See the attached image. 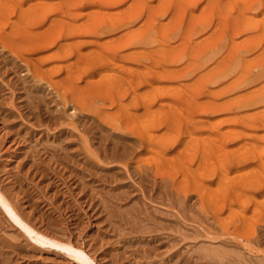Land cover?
<instances>
[{"label":"rangeland","instance_id":"1","mask_svg":"<svg viewBox=\"0 0 264 264\" xmlns=\"http://www.w3.org/2000/svg\"><path fill=\"white\" fill-rule=\"evenodd\" d=\"M26 1L29 4V6H27V8L29 7V9H27L26 14L28 13V11L30 12L31 8L33 9V7H34V9H35V11L31 10L32 12L34 11V13L30 12V14L28 13V15H26L28 18L25 16V14H24V16H23V14L22 15L20 14L19 15L20 18H19L18 13L17 14L16 13H10V16L12 15L10 21H12V19H13V21L11 22L12 25H14V23H15V26H17V27L19 26V29H17V27H15L14 30L12 29L13 31L11 34H13V32L16 30L17 33H16V31L14 33L19 34V36L21 38H23V36H24V35H22V33L25 34V31H27V29H30V30H33L36 28L39 29V28H41V25L43 26V28L46 27L47 28L46 30H48V27L52 28L53 22L56 20L53 18L54 17L56 18L57 17L56 14L59 13V11L55 10L54 6H53L54 7L53 9L55 11L53 9L52 10L54 13L55 12H57V13L54 14L53 12H50V11H52V10H50V7L53 4H55V6H58V5H59V7L61 6V8L57 7L56 9H59V10L63 9L62 12H64V10H67L69 13V10H70V11H72V14H73V12L76 11L77 15H76V18L74 19L73 16H75V13H74V15H72L73 18L72 17L69 18V16H71V14H70L71 12L69 13L70 15L68 14L69 16L66 13L67 11H65V13L60 12L63 15L61 17H59L60 14H57L59 19H61V20H59L57 17V20L55 21V23L56 22L60 23L59 24V27H60L62 24L61 21L64 19V22H65V20L67 19L65 24H64V22H63V24H64V27L68 26V28H63V30L65 29L64 30L65 32L62 33V36L63 35H65V36L67 35V36L66 37L61 36L60 38L62 40H60V38H59L56 41L57 43L56 42L53 43V41H55V39H52L53 37H56L57 33L55 35H54V33L57 30L55 28H52L54 30V32H53L50 29L53 33L50 30L46 31L47 33L51 32L53 37H50V41H52V40L53 41L51 43L49 42L50 45H48V49L46 51L42 52V56H45L44 61H43V66H46L44 68L47 71L51 70L52 68L53 69L51 70L52 72L49 71L50 72V74L48 73L49 76L46 74L47 72L45 70L46 73L43 72L42 76L38 77L39 80L36 79L37 75H34V74H36L34 72V67H33V70L31 68L32 66L29 67V69H27L28 66H26V64L24 62L22 63V60L20 58H18V55H20V52H22L25 45H22L20 47L18 44L17 48L19 46L20 49H16L15 48L16 42L14 40H12V38L14 39L15 37H17L16 34H15V36H14V34L11 35V38H10L9 37V28L2 30L3 28L1 26H3V19L0 20V22L2 23L0 26V37H1V35H4L5 38L3 37V39H4L3 41H5V39L8 38L7 42L9 45H11V46L7 47L9 49L4 48V47H6V45L1 46V45H3V43H1L3 41L0 39L1 40V42H0V44H1L0 45L1 46L0 47V53H1L0 54L1 55L0 56V72H1L0 73V96H1L0 97V187L2 188V186H4L2 188L3 190L0 188V192H2L1 194L4 195V197H7L8 200L10 199L9 200L10 203L14 206V208L16 210L18 209V212L20 214H22V217L24 216L23 218L25 219V221H27V223L31 224L36 229L43 231V232L45 231V233L49 234V236L55 237L56 239H59L62 241H71L75 245V247L77 246V247L83 248L91 256L90 258L94 259V262H96V264H105L109 258H111V260L109 259L106 264H138V262H139V264H147L149 260H152L153 262L150 261L148 264H150L151 262H152L151 264H155V263L156 264H169V263L170 264H217V263L218 264H264V151H263V149H264V137H263L264 136V124H263L264 123V103H263L264 99H262V97H264V96H262L264 94V93L262 94L264 89L260 90L261 87L264 88V86H263L264 85V76H263V74H264V66H263L264 65V63H263L264 62V50H263L264 49V0H137V1L131 0V2H133V3H131L133 5V8H134V6H138V8H140V10L137 8L138 13H137V10L131 11L132 5H130V2H129L128 3L130 5L129 6L126 2V1H130V0H118V2H121V1H123V2H121L119 4L114 3V6L113 5L110 6L111 4H113L111 2H110L111 4L107 3L109 5V7L107 4H106L107 6L104 4V2H103L104 0L101 1L103 3H102V5L99 4L100 6L97 5L96 3L90 4L92 7L89 6V2H87V0L86 1L85 0H80V1L76 0L77 2L74 0H71V2L73 1L72 3L76 2V5L77 4L82 5V6L77 5L78 7L76 6L78 10L77 9L74 10L75 5L72 6V3L70 2V0H66V2L68 1L69 3L68 2L67 3L69 5L71 3L70 7L72 6L73 9L72 8L68 9V8H70V7H68L69 5H63V4H65V1H63V0H60V1L54 0V1H57L59 4H57V2L53 3L54 2L53 0H46V1L44 0L45 2L43 0L40 2H37L35 0H26ZM61 1H63L64 3H62ZM94 1H96V0H93V2ZM106 1L109 2L110 0H106ZM111 1L116 2L117 0H111ZM33 2H36L37 4H39V7L41 5L40 3H42V5H41L42 7H40V10H39V7L37 6V4L36 3L34 4ZM97 2H100V1H97ZM27 3L25 5H28ZM32 5H33V7H32ZM62 6H63V8H62ZM87 6H89V7H87ZM124 6L128 10L125 9L123 12L122 10L124 9ZM0 7H1V2H0ZM64 7H67V9H65ZM79 7H80L83 14L79 13V12H81ZM100 7L103 10H104V8H106L107 11H105L106 9L104 10L106 13H108L109 11L112 12V13L109 12V14H108V15H110V13H111L114 15V17H113V15L110 16V17H112L111 19L115 18L116 20H119L121 16L123 18L126 15L124 18V24L126 23L125 26L123 24V26L120 27V29L118 27L115 30L113 29L114 31L111 30V32L113 34L109 31H108L109 32L108 33L105 30H102V33H103V31H104V33L100 34L99 33V32H101L100 28L103 27V23H102V21L99 22V20L101 18L99 16H102L101 19H103L104 22H106L105 19H107V21L110 20V17L108 15L107 16L109 17V19L107 16L105 17L106 13L104 15L103 11H100L101 10ZM110 7L114 8V9H111ZM147 7H149V9L151 7L150 11ZM96 8L97 9L99 8L100 10L99 9L97 10ZM120 8L122 10H120ZM90 9L96 10V11L93 10L94 12H91L92 14L93 13L95 14L96 12H101L103 14L102 15L100 13V15L98 14L99 16L95 15V17H97V18L99 17V20L97 21V19H96L97 22L95 21V24H92L95 26V29L93 28L94 29L93 32H91L93 29L90 31L89 28H92L94 26L88 25V23L93 22V20H92L93 18L95 20L94 14L92 15L91 13H89ZM37 10L40 11L39 12L40 17L36 16L37 18H35V20L37 19L41 24L38 21L35 22V20L33 18ZM48 10H50V11H48ZM113 10H115L116 12L113 13ZM77 11H79V12H77ZM117 11H121V13L123 12L122 15L119 12H118L119 13L118 14ZM48 12H50V14H47ZM84 12H86V13H84ZM87 12H88V14H87ZM52 13L55 16H53ZM116 13L119 16L118 17L119 19H117L116 15H115ZM130 13H131V15H130ZM132 13H134V14L137 13V14H139V17L141 16L140 18H138L133 23L131 21V19H132L131 17L134 14H132ZM31 14L33 15V17ZM37 14H38V12L36 13V15ZM64 14H65V16H64ZM79 14H80V17L82 16L81 17L82 19H85V21H88L89 19H91V21H88L86 23L87 24L86 27L89 29V33H88V31H87V33H86V31H84V33H83V29L85 28V26H84L85 21H83L81 18L77 17ZM123 14H125V15L123 16ZM128 14H129V16H127ZM14 15H17L18 17L17 16L16 17L18 19H14V18H16ZM88 15H91L93 18L91 16H88ZM83 16H84V18H83ZM45 17L47 18V20L45 19ZM49 17H52V18L49 19ZM127 17L131 18V19L127 20ZM71 18L74 19L75 22L72 21ZM22 19H24V21ZM40 19L41 20L43 19V21L41 22ZM86 19H88V20H86ZM27 20L29 22L30 21L32 22V20H34V23L37 25L36 26H35V24H33V26L27 25ZM68 20L72 21L74 23H71ZM125 20H127V22H125ZM138 20H139V22H138ZM49 21L52 22V26H50L51 23H49ZM82 21H83V24L81 23ZM120 21H121V19H120ZM68 22L71 23V25L73 24V26L70 27L69 26L70 24H68ZM16 23H19V24L16 25ZM24 23H26V26H28V27L23 26L24 27L23 28L22 25ZM38 23H39L40 27H38L39 26ZM96 23H98L99 25L98 24L96 25ZM127 23H129V24H127ZM63 24H62V27H63ZM77 24H79V26ZM148 24H150L149 25L150 28L149 27L147 28ZM55 25H54V27H55ZM75 25H77L78 27H81L82 25L84 26V27L82 26L83 29L80 30V32L82 31L81 34L83 33L84 35L79 34V32H78L79 28H77V27L76 28L78 31H76V28L74 27ZM100 25H101V27H100ZM151 25H154V27H151ZM216 25H217V27H216ZM56 26L58 27V25H56ZM136 26H139L140 31H143V32L140 33V31H139V33H138L137 31L139 29ZM205 26H207V27L205 28ZM62 27H60V28L62 29ZM72 27H74V29ZM128 27H129V31H127ZM135 27H136V30L134 29ZM123 28H125V29H123ZM132 28L136 31V33H138V34L143 33V35L140 37H138L139 35L136 33L134 35L135 31L133 32ZM146 28L149 29V31H147ZM174 28H175V30H174ZM38 29H36V30H38ZM67 29H69L68 33H71V32L74 33L71 35H74L75 37L71 36V35L69 36L68 33L66 32ZM88 29H84V30H88ZM130 29H132V30H130ZM202 29H204V30H202ZM20 30H21V32L23 30V32L21 34L19 32ZM36 30H33V32L35 33ZM63 30H61V31H63ZM70 30H71V32H70ZM5 31H7L8 33ZM61 31H58V32L61 33ZM74 31H76V32H74ZM131 31L133 33H130ZM146 31H147V33H145ZM184 31H185V37H184ZM2 32L6 33V34H3ZM115 32L116 33L118 32V34H120V35L118 37H116L118 34H116ZM123 33H124V35H123ZM181 33H182V35H181ZM128 34L129 35L133 34L132 37H134V36L136 37L138 35L137 36L138 39L135 38L137 40H134L135 41L134 42L133 38H129L131 35L129 36ZM5 35H7L8 37L6 38ZM48 35L49 34H47V37H48V39L46 40L47 42L49 41ZM52 35H50V36H52ZM76 35L78 37L81 36V37H79L81 39H82V37L85 38L86 41H87V39H90V37H92V39H93V40L91 39L92 44L90 43V40H89V41H87L89 43L85 42V44L80 43V45L79 44L65 45V43L67 44L68 42L72 41V39H74V40L78 39ZM68 36H69V38H68ZM93 36H96V37H93ZM97 36H98V38H97ZM112 36H114V37H112ZM120 36H121V38H120ZM109 37L110 38L112 37L114 39H112V38L109 39ZM9 38L12 41L10 40V42H9ZM95 38H96V40L98 39V43H97V46H99L98 48L96 46L97 41L95 40ZM182 38L186 39V40H184L185 42L183 41ZM69 39H70V41H69ZM85 39H82V40H85ZM78 40H80V39H78ZM103 40H105V41L103 42ZM126 40L128 43L126 42ZM129 40H131V42H133V43H130ZM61 41H62V43H59ZM65 41H67V42H65ZM136 41H138L139 44H137V45L135 44V46H133L131 48L132 44L134 45V43H136ZM249 41H250V43H249ZM93 42H95V43H93ZM99 42H101V43H99ZM123 42H126L127 45L130 44V46H127L126 44H124V47H123ZM49 43H47V44H49ZM5 44H7L6 41H5ZM54 44L56 47L59 48L60 51L59 50L57 51L58 48H56L54 46ZM62 44H64V45H62ZM195 44H196V46H193ZM77 45H79V46H77ZM121 45L123 48L121 47ZM197 45H200V46H197ZM12 46H14V47H12ZM50 46H51V48H50ZM62 46L63 47L66 46L67 51L70 50V52H68L67 55L61 54V53L64 54V50L66 51V48H63ZM74 46L76 49L74 48ZM86 46L89 48L88 52H91V55H90V53L88 54V52L86 51V49L88 50V48ZM93 46H95V47H93ZM61 47L63 49H61ZM84 47H86V48H84ZM116 47L117 48L121 47L122 49L119 48L120 49L119 50V49H116ZM125 47H126V49H125ZM137 47L141 51H139V50L136 51ZM194 47H197V48L199 47L200 49H196ZM13 48L16 49V52L13 50ZM90 48H91V50H90ZM127 48H129V50L134 49L135 52L132 51L134 53V55L131 51L130 52L126 51V50H128ZM190 48L193 49V52H192V49H190ZM50 49H54L52 51L56 50L54 56L48 55L51 53ZM95 49L97 51H100V52L96 51V53H95ZM109 49L110 50L112 49V51H109L110 53L109 52L107 53L106 51ZM195 49L197 51L200 50L199 53ZM24 50H25V48H24ZM24 50H23L22 54L25 52ZM83 50L86 51L88 57L90 56L89 58L87 57L89 59L87 61L88 62L90 61L89 64L92 63V65L89 66L88 62L84 59V62H86L87 64H83L84 63L83 62V63H81V65H84L85 68L87 66V68L85 69V72L82 71V73H80L82 70L81 68H83V66H81V65L77 66L79 64V60H80V62H82L83 57L87 56ZM117 50H119V52L121 53V56L117 55L115 58H113L115 60L114 61V60H112V57L115 56L114 55L115 53H112V52L117 51ZM201 50H202V53H204V54L200 53ZM3 51H4V53H3ZM9 51H10V53H9ZM48 51H50V52H48ZM67 51L65 53H67ZM71 51H72V53H71ZM245 51L249 52V53H246ZM18 52H19V54H18ZM58 52H61V53H58ZM92 52L98 56L100 55L99 56V58H101L100 63H98L100 59H98V62H96V59L98 58V56L95 55V57H93L94 55ZM103 52L104 53L106 52V53L104 54ZM126 52L127 53L129 52L132 54L130 55L129 53L127 54ZM14 53H15V55H14ZM56 53H57L60 60L56 57L57 56ZM80 53L82 54L81 55L82 57L79 55ZM138 53H139V55H137ZM196 53H197V56H196ZM235 53H238V54H235ZM74 54H76L75 57H74ZM102 54L104 56L105 61L102 60L103 59ZM107 54H108V56H107ZM109 54H110V56L113 54L112 57H109ZM135 54L137 55L136 58H135ZM200 54H201L202 58L206 54H207L208 58H211L210 61H208V60H207L208 62L205 61V62H207L208 65L205 63H204L205 65H203V63H202L206 59L207 56L204 57V60H201L202 58L201 59L198 58L200 56ZM253 54H255V55H253ZM9 55H11V56H9ZM72 55L76 60L78 58H79V60L75 62L74 61L75 59H74L72 61V59H73ZM128 55H130V57H128ZM194 55L198 59L197 58L193 59ZM211 55H214V56H211ZM236 55H237V57L234 58L233 56H236ZM250 55H252V56H250ZM28 56H29V54H28ZM76 56H80L81 58L80 57L76 58ZM48 57H50V59H48ZM52 57H53V59H52ZM106 57H107V59H106ZM117 57H119V59ZM121 57H125V59L121 58ZM224 57L226 59L229 58V60L230 59L231 60L230 61H227L228 59L222 60L223 63L227 62L230 65V63L233 62V64H231V66L233 65L232 66L233 69L230 68L231 66L230 67H229V65L227 66L228 68H230L231 71L228 68H227V71H225L226 69L224 70L226 65L222 69V66H224V64H221L222 66L220 67V61H221L220 59H222ZM62 58H64L65 62L63 61ZM84 58H86V57H84ZM93 58H94V62L96 64L91 62L93 60ZM129 58H132V59L130 60ZM19 59H20V61H19ZM69 59H70V62L72 61L73 64L69 62ZM139 59H140V61H139ZM189 59H191V60H189ZM45 60H46V62H45ZM53 60H55V61H53ZM106 60H108V61H106ZM117 60H120V61H117ZM133 60H135V62ZM196 60H199V63ZM200 60H201L202 66H201ZM127 61L131 65L128 64ZM213 61H214V63H213ZM2 62L4 63L3 65H2ZM16 62L18 64L19 63L20 64L18 65V64H16ZM67 62H69V63H67ZM121 62H122V64H121ZM195 62H196V65H197V63L199 64L198 68H200V66L202 68L196 69ZM14 63L16 64L15 66H13ZM50 63H52V64H50ZM74 63L76 64L77 67L75 66ZM103 63H104V65H102ZM118 63H119V65H118ZM216 63H218V64H216ZM9 64L12 66H9ZM54 64H56V65L54 66ZM67 64H69V67H70V64H71V66L73 65L74 67H76V70L73 66H72L73 69L72 68L70 69ZM94 64L96 65L95 67H94ZM105 64H106V67H104ZM115 64L118 66H116ZM193 64L195 65V67L192 66ZM214 64H216V65H214ZM51 65H53V67ZM65 65L69 69H67ZM17 66H18V68H17ZM21 66H23V67H21ZM47 66L49 67V69H47L48 68ZM120 66H122V67H120ZM129 66H131V67H129ZM134 66H136V67L134 68ZM163 66L165 68L168 67L167 71L169 68L172 70L177 69L176 70L177 73L174 72L175 70L173 71L174 73L171 72L172 70L166 72V69L163 68ZM206 66L207 67L209 66V67L207 68ZM213 66H217L216 69ZM7 67H9L8 70H6ZM50 67H51V69H50ZM119 67L122 68L123 70L120 69ZM211 67L213 69H210ZM13 68L14 69L16 68V69L14 70ZM88 68H90V69L87 70ZM132 68H134V69H132ZM30 69H31V71H28ZM65 69L70 73V76H69V73ZM135 69L138 71H136ZM160 69H161V71H160ZM178 69H181V70L179 71ZM86 70L88 72L87 74H86ZM129 70H130V72H127ZM139 70H141L140 72H142V74H140ZM158 70L160 71V73ZM194 70H195V74H193ZM205 70L208 71V73L217 71L216 74L218 73V71H219V73L221 71V73H223V74L225 72V74L228 77L225 74L223 76L220 73L222 75L221 76L222 79H219L220 76L218 78V76L217 77L214 76L215 74L210 73L211 78L214 76V80L211 79L212 80L211 81L209 78V82H208L207 80H205V78H207V77H205V73L207 74V72H205ZM72 71L73 72L76 71V72L71 74ZM77 71H80V72H77ZM102 71H104V74L106 75L107 78H105L103 76ZM121 71L122 72L124 71V73H125L124 77L122 76L123 74ZM162 71L163 72L165 71L164 73L167 75V77H171V79L169 78L170 81L165 78L166 75L163 74ZM178 71L181 73V75L183 72L187 71V72H185V73H188V74H185L186 78H181L182 76L184 77V73L181 77L178 76V75H180V73ZM189 71L192 73H190ZM6 72H7V74H6ZM55 72H59V73L57 74ZM131 72L132 73L134 72V74H130ZM146 72H148L147 73L148 75L146 74ZM150 72L151 73L154 72V74L156 73L157 74L156 76H158V77H156V76L154 77V74H152V76H151ZM52 73H55L56 75L55 74L53 75ZM77 73L81 74L80 75L81 78L78 77L79 74H77ZM149 73H150V75H149ZM170 73H172V74H170ZM62 74H63V76H62ZM65 74H66V76H65ZM74 74H76L77 78H79L80 80L77 79L75 77L76 75H74ZM88 74H90V76ZM119 74H121L120 78H122V79L119 78V76H118ZM126 74H128V78L125 77V76H127ZM189 74H190V76H189ZM203 74H204L205 78L203 77ZM210 74H209V76H210ZM220 74H217V75H220ZM57 75L58 76L60 75V77H58ZM67 75L69 78L67 77ZM97 75H98V77H97ZM138 75H139V77H138ZM159 75H160V77L161 76H163V77L160 78ZM176 75L178 76V78H176ZM91 76H93V77H91ZM99 76L101 78L99 79V82L97 83L94 80L99 78ZM114 76H117L118 79L113 78L114 81H111L112 80L111 78ZM131 76L133 77L132 80H134V78H135L134 82H132L130 80L132 78ZM146 76H148V77H146ZM206 76H208V75H206ZM225 76H226V79L224 78ZM259 76H261V77H259ZM74 77H75V79H74ZM89 77H90V79H92V78L93 79L89 80ZM137 77H138V81L142 79V81L144 80V82H142V81L138 82L136 80ZM153 77L156 79H153ZM198 77H200V78H198ZM215 77H216V79H215ZM41 78H42V80H41ZM52 78L53 79L55 78V79L52 80ZM72 78L74 79L73 82L71 81ZM149 78H151V79H149ZM157 78H158V80H157ZM245 78L247 80H249V83L251 82V84L247 83L248 86L247 85L244 86L246 84L245 81H247ZM250 78L253 81V83H252V81H250ZM59 79L63 82L66 80V82H64V84H63L64 86L62 85V82L59 81ZM84 79H87V80H84ZM101 79L103 80V82ZM126 79L128 81L130 80L129 84L126 81ZM148 79H149V82L151 80L150 83H148ZM152 79L154 80L153 82H152ZM32 80L35 84L32 82ZM50 80H52V81H50ZM55 80H56V83L54 82ZM83 80L88 82V83L84 84L85 82ZM88 80L91 82L89 83ZM116 80L118 82H116ZM124 80L127 84H125ZM224 80L226 82L228 81V86H226L227 83ZM39 81L41 83H39ZM47 81L49 82L48 85L50 86L48 88H47V86H48ZM69 81L71 82L70 83L71 85H69ZM77 81H80V82H77ZM92 81H94L95 83H92ZM106 81H109L110 83L109 82L107 83ZM136 81H137V83H142V84L141 85L137 84ZM155 81H157V82L159 81V82L156 83ZM165 81H168V82H165ZM219 81H221L223 84L224 83H226V84L221 85V82H219ZM10 82H11V85H10ZM52 82H54V84H52ZM111 82H112V85L114 87H112ZM114 82L116 83L115 85L113 84ZM131 82H132V84H130ZM232 82H233V85H235L238 82L237 83L238 85L235 87H238L239 89L233 87ZM67 83L70 86V90H68L69 86H67V88H66ZM72 83L74 85L77 84L76 87L73 86ZM102 83L105 86L107 84H110L111 86L107 85L106 86L107 88H102L104 86ZM122 83H123V86H122ZM133 83L136 84L135 86H137V87H135ZM147 83H148V85H144ZM216 83H217V85H216ZM230 83L232 85L233 90L234 89L239 90V91L235 90L236 93H239V92L244 93V90H246V92L244 94H247V95L243 94V96H245L247 98V100L245 97L242 98L243 96L240 97L239 99H236L237 97H239V95L235 94L234 91L231 92L232 89L229 90L231 87L229 89L223 87V86H226V87L231 86V85H229ZM259 83H260V85H259L260 87H258ZM99 84H102V86H100ZM157 84H159V86ZM219 84H220V86H218ZM55 85H57L59 88H57V86H55ZM120 85H121V87H120ZM129 85L130 86L133 85V87H135V88H132ZM168 85L170 88L168 87ZM205 85H207V86H205ZM242 85H243V88H240V87H242ZM71 86L74 87V88L72 87L74 90L71 89ZM95 86H97V87L94 88ZM98 86L100 89V92H99L100 94L97 92V90H99ZM162 86L165 88H163ZM200 86H203L204 89L201 90ZM216 86H218V88H220L222 86L223 89H225V91H226V89L228 91H226L225 93L223 92L221 94V92H219L220 90ZM252 86H253V88H252ZM27 87H29L28 90H27ZM64 87H65V89H64ZM87 87H89L90 89ZM100 87L102 88V90ZM205 87H207V88H205ZM40 88L42 89L41 92H40ZM75 88H77L76 90L81 89V90H79V93L81 94V96L79 97L80 99H78V103H77V101L72 102V99L74 97L71 98L69 96V99H68L69 94L71 95L73 92H74L73 95L78 94V93H76L77 91H75ZM130 88H132V89H130ZM171 88H172V90H171ZM215 88L218 90V92L216 91ZM104 89L106 91H104ZM162 89H164V90L161 92ZM165 89H167V91ZM248 89L251 90L253 94L251 92H249V93H251L252 95L255 96V97L253 96L255 99L254 98L252 99V104L250 102L251 101L250 98H252V97L248 96V95H251V94H248V91H249ZM53 90H54V92H52ZM131 90H133V91H131ZM209 90H211V91H209ZM212 90H214V93H215V91L217 92V93H215L216 97L218 96L220 100L218 99V97H217V99H216V97H212V95H213ZM257 90L259 92H261L260 96H262V97L257 96V94L255 93ZM28 91H29V93L27 94ZM34 91H36L37 93L39 92V94L41 95L40 97L44 98V101L46 103L50 101L49 104L47 103V105H49L50 107L46 105V103L43 101V99L41 100V98L38 97L39 96L38 94H36V93L34 94ZM59 91H60L61 95L58 94ZM71 91H72V93L68 94V92H71ZM130 91L133 94V95L131 94L132 95L131 98H130ZM135 91H137V92H135ZM164 91H166V92H164ZM202 91H204V92L208 91V92L207 93L205 92L206 94H204V93H202ZM258 91H257V93H258ZM89 92L94 93V94L96 93L97 96H95V95L93 96V94L91 95ZM101 92H103V93H101ZM120 92L121 93L123 92V93L121 94ZM170 92H173L175 95L176 94H178V95H176V96L174 95L175 96L174 97L173 95L170 94ZM191 92L194 94L193 96H192ZM195 92H196V94H195ZM197 92H199V96L197 95L198 94ZM228 92H230V93H228ZM56 93L58 94V96H62L64 94L63 95L64 97H61L64 99L63 100L60 99V97H58ZM87 93H88V95H87ZM105 93H108V94H105ZM161 93H163V94H161ZM218 93L220 94L221 97L219 95H217ZM233 93H234V95H233ZM23 94H24V96H22ZM31 94L33 95V97ZM104 94L106 96V99H105V96H103ZM112 94H113V97H115L116 99L112 98V96H111ZM119 94H121V96L125 95L123 98L121 97L122 100L118 99L120 96ZM165 94H169L171 97L173 96V99L169 95L166 96ZM181 94L182 95L186 94L185 96H189L190 99H188L187 97H184L183 99H185V100H183L181 98L179 100L178 98L182 97ZM27 95H30V98ZM46 95H47V97H46ZM50 95H51V97H50ZM79 95H74V96L78 98ZM82 95H83V97H82ZM89 95H91V96H89ZM134 95H136V96H134ZM160 95H162V96H160ZM21 96H22V99H20ZM66 96H67V98H66ZM107 96L108 97L110 96V98L107 99ZM137 96H139V98H137ZM222 96H224V97H222ZM232 96H237V97L234 98ZM24 97H25L24 101H26L27 103L30 102L29 104H26V102L23 103ZM85 97H86V99H84ZM92 97H96V98L91 99ZM132 97H133V99L137 98L139 101H142V103L139 102L138 100H134L136 102V104H135L133 102ZM156 97H157V99H156ZM164 97H166V98L164 99ZM167 97H169L171 99H168ZM228 97L229 98L232 97L231 99L233 100V103H232L233 105L231 104V102H227L228 101L227 99H229ZM13 98H14V100H13ZM197 98H198V100H197ZM211 98H215V100H213V99L211 100ZM176 99H178V100H176ZM56 100H57V102H56ZM64 100H66V102ZM86 100L89 101L88 103L90 104V106L91 105L93 106V107L92 106L90 107L91 109L85 110L87 106L89 107V105L86 103L87 102ZM91 100H93L94 102ZM103 100L104 101L107 100V101L104 102ZM144 100H146V101H144ZM161 100H162V102H161ZM217 100L220 102L223 101V102H221L222 104L224 102H227L226 104L229 105V103H230L232 106L235 105L234 103L236 102V100H238V101L241 100V102H242V100L243 101L245 100L246 103H248V101H249L250 102L249 104H251V105H250V107H248L249 105H247V104H246L247 106H242L243 104L245 105V102L243 104L240 102L241 105H239V106L240 107L242 106L244 108L241 107V109H239L235 105L238 109L236 108L237 110H235V108H234L235 106L234 107L230 106L231 109H230V107H228L229 111H220L219 106H218L217 108L219 109V112H217L218 109H214V108H216L215 106L218 105V104L216 105L215 103H220ZM255 100H256V102H257V100H260V101L262 100L261 104L258 102H257L258 104H256ZM11 101L14 104L13 107H12ZM40 101L42 103L44 102V105ZM69 101H71V102H69ZM79 101H81V105L83 103V105L86 107H84L83 105H82L83 108L80 107L81 105H80ZM170 101L172 104L169 103ZM174 101L175 102L177 101V102L174 103ZM180 101H182V102H180ZM194 101H195V103H194ZM212 101L213 102L216 101V102L213 103ZM31 102H33V104L36 103L38 109H34V107L36 108V106H35V104L33 106V104ZM38 102H40V103H38ZM63 102H65L66 104H64ZM91 102H93V103H91ZM120 102H122V103H120ZM147 102L148 103L150 102L152 106L150 104L148 105ZM157 102L159 103V105L160 104H162V105L159 106L157 104ZM183 102H185V103H183ZM138 103H140V104H138ZM143 103H144V108L142 105ZM145 103H147V105ZM193 103H194V105H193ZM207 103H209V104L207 105ZM212 103L214 104V106ZM23 104H26V106ZM72 104L76 105V107L72 106ZM77 104H79V105H77ZM122 104H124V105H122ZM137 104H138V106H137ZM210 104H212V105H210ZM222 104H220V108H222L221 110H223V107H225V105H226V104H224L222 107ZM173 105H175V106H173ZM31 106H32V108H31ZM39 106H42V107H39ZM131 106L132 107L135 106L136 108L135 107L132 108ZM147 106L149 107L148 108L149 110L147 109ZM203 106H204V108H203ZM211 106H212V108H211ZM25 107H26V109H25ZM27 107H30L29 108L30 110H28ZM158 107H160L161 109ZM169 107L171 109H169ZM197 107H198V110H197ZM150 108H152L151 111H150ZM206 108H207V111L205 112L204 110H206ZM228 108L226 107V109H228ZM130 109L131 110L134 109V110L130 111ZM145 109H147V110L144 111ZM164 109H166L167 113H169V115H167V116L174 114L173 120H172L171 116H170L171 119L168 117L170 120H167L168 119L167 116H164L166 118V120L163 121V119H165V118L161 115L167 114L166 110H164ZM209 109H211L212 111ZM213 109L215 110L214 112H213ZM232 109H234V110H232ZM19 110L20 111L22 110V111L20 112ZM55 110H57V111H55ZM80 110H82V111H80ZM123 110L125 113L128 112L127 116H130V115L132 116L133 114H135V115L137 114V115L132 116L133 118L131 119V116H130V118L127 117L125 115V113L123 112ZM127 110H129V111H127ZM168 110L172 111L171 112L172 114H170V112H168ZM250 110H252V111H250ZM5 111H7V112H5ZM99 111L101 112V114ZM104 111L109 112V114H107ZM121 111L123 112L122 113V118H123L122 120L120 117ZM233 111H235V112L239 111V112L231 113ZM246 111L250 114H247ZM253 111L255 113H253ZM163 112H165V113L163 114ZM194 112H196V113H194ZM240 112L242 114H243V112H245L247 116H245V113L243 115H241ZM29 113L31 116L29 115ZM90 113L92 115H90ZM97 113H99L102 116V118ZM102 113L104 115L107 114V117H109V119L107 117H104L102 115ZM209 113H212V114H209ZM237 113H239L241 116H236ZM251 113L254 114V115L252 114L254 116L253 120H251L253 117V116L251 117ZM231 114H235V116H233ZM9 115L13 116V118ZM96 115L99 117H97ZM196 115H198V116H196ZM199 115L201 118L199 117ZM208 115H209V117L210 116H212V117L207 118L206 116H208ZM230 115L233 116L234 119H233V117L231 119ZM248 115H250V116H248ZM27 116H28V118H27ZM36 116H37V118H36ZM158 116L160 117L159 120H157L159 118ZM192 116H195L193 119H195L197 117L196 119H198L200 122V123L198 122L199 125L196 122L197 121L196 119H195L196 121H194V123L191 122ZM244 116H245V119H244ZM202 117H204V118L202 119ZM205 117H206V119H205ZM238 117H242L243 119L241 120ZM106 118L108 120H106ZM117 118H118V120L120 119L121 122L123 120L125 121L126 118H129L130 121L127 119L128 120L127 124H125L126 122L124 123V121H123V123L125 125H123V123H121V125H122L121 126L120 120H119L118 125L121 127V130H119L120 127L118 128L117 125H114L117 122ZM220 118L223 121L222 123H220L221 122ZM228 118L231 120H234V121H232L233 123L231 121L229 123H226L227 122L226 120ZM248 118H251L250 122L253 121V124H254V125L252 124V126L249 125L250 128L248 126V124H250V123L247 121L248 122V124H247L246 121H244L246 119L249 120ZM89 119H90V121H88ZM235 119L236 120L239 119L240 123H239V121H236ZM104 120H106V121H104ZM174 120H175V124L172 123V121L174 122ZM206 120H207V122H206ZM37 121L39 124L37 123ZM165 121L170 122L171 125L174 124V127L172 128L170 123L168 124V122H165ZM201 121L203 124L201 123ZM204 121H205V123H204ZM216 121H217V123H215ZM243 121L245 122L246 125L245 124L243 125V123H244ZM70 122L74 126H72L70 124ZM104 122H109L108 124L110 126L107 125L106 123L104 124ZM156 122L159 123L158 125H161V123H162V125L159 126L158 128H155V126L157 124ZM209 122H211V123L213 122L215 124V126L213 123L209 124ZM237 122L239 125L237 124ZM163 123H166V125ZM196 123L198 126L196 125ZM111 124L113 126H115L116 130L114 127H112ZM151 124H153V125H151ZM186 124L187 125L191 124V125H189L191 127L190 128L188 127L187 129H188V131H191V132L193 131L192 136L194 137V139H197L196 141L193 138H191L192 136H191L190 132H188V133H190V135L187 133ZM193 124L196 125V126H194L195 128L193 127ZM167 125H170V127H168ZM202 125H204V126H202ZM211 125H213L214 127L212 128ZM217 125L221 126V127H218V128H220L218 130H217ZM76 126H77V128H76ZM153 126H154V128H153ZM143 127H144V129H146L148 127V129L144 130ZM183 127H184V129L182 130ZM231 127H233V128H231ZM246 127H248L250 129V131H248V129ZM5 128H7L8 130ZM122 128L124 129L123 133L120 132V131H123ZM149 128H152V129H149ZM230 128H231V131H234L236 128L237 129L240 128L237 131L241 130L240 133L242 132L244 136L242 134H241L242 136L239 134V136H240L239 137L236 135L237 131H236V133L234 131L233 133H235V134L229 135V137L231 135L232 136L236 135L234 139H229L231 142L228 141V139L226 138L227 136L225 137V139L223 140L224 141L223 143H226L228 148L227 149L225 148L226 150H224V151H220L221 152V153L219 152L220 154L217 153L219 150L218 151L216 150L217 155H215V157H216V159H218V163L214 157L213 160H211V162H206V163L203 162L202 164L201 163L198 164V162H201V156L199 155V153L197 151H200L201 155L205 154L207 149L209 150V151L207 150L208 153L209 152L212 153L214 151V150H212V148L214 146V143H213L214 141L211 138H212V136L215 138H218L221 135L220 134L218 136L219 132H216L215 130H217V131L223 130L222 132L226 131L225 132V134H226L227 130L228 129L230 130ZM242 128L247 129L246 133H244L245 130L244 129L242 130ZM11 129H12V131H11ZM195 129H197L198 132ZM199 129H201L200 133H199V131H200ZM130 130H134L133 131L134 133ZM147 130H149L148 132H153V133L155 132V134L157 136L161 130H162L161 131L162 134H165L164 132H166V133L171 132L172 135L167 134L169 138H172L175 136L177 137L179 135L176 138V140L173 139V142H172V139L171 140L167 139L168 138L167 136L164 137L167 139L166 142L169 140V142L171 141L173 143L172 147L174 146L173 148L171 147V144H172L171 142H170V145H169V143H167V145H166V148H168L167 154L171 158L170 159L171 163L175 162V159H176L175 163H177V165L175 164V166L173 165L174 163L172 164V166H173V167L171 166L172 171H171V169H170V171L168 170L169 174L172 175L174 173L175 179L173 176L170 177L171 180L173 179L172 182L168 178L169 177L168 172L164 170V169L167 170V168L164 165H163V167H165V168L163 169V167H162V169L165 171V173L167 172V174L165 175V173H163V172H162L163 175L161 174L160 171H163L162 169H160V166H162L161 162L158 161V165H160V163H161V165L157 166V167H159L158 169L160 171L155 170V167H152V166H154L152 164H154L156 160L153 161V159H152V157H150V155L158 156V155H156V154H158L157 151L156 152L150 151V155L147 156V158L145 157L146 155L149 154V153L143 151L144 142L145 143L147 142V137L145 134V133H147ZM229 130H228L227 135L229 133H232ZM135 131L138 133H135ZM139 131H140V133H139ZM214 131L217 133V136H214V134H213V133H215ZM129 132H131V133H129ZM161 132L159 134H161ZM208 133H211L212 135L208 134ZM260 133H261V135H260ZM225 134H223V137ZM142 135L145 139L142 137ZM165 135H162V136L159 135V137H157V138L155 137L154 139L159 140V138L161 139V137H163ZM170 135H171V137H170ZM182 135H183V137H181ZM196 135L197 136L199 135L198 137H202L205 139L201 140V138L196 137ZM209 135L211 136L210 137L211 140H209ZM120 136L122 137L121 140H119V138H121ZM188 136H190L189 140H187ZM232 136H231V138H233ZM12 137L14 139H12ZM127 137H129L130 142H128L129 140ZM223 137L222 138L220 137V139H223ZM133 138H136V140L135 139L133 140ZM248 138H250V139H248ZM33 139H35V140H33ZM85 139H87V140L85 141ZM137 139L138 140L140 139L138 141V143H136ZM246 139H248L249 141L248 140L246 141ZM200 140L203 143H201ZM182 141L185 145H183ZM188 141H190V144L188 143V145H186ZM198 141H200L199 146H198V143H196ZM220 141H222V140H220ZM129 143H130V145H128ZM131 143H133V146L131 145ZM241 143H243V144H241ZM255 143H257V144H255ZM180 145L182 148L180 147ZM189 145L190 146L193 145L194 147L193 146L190 147ZM37 146H39V147H37ZM130 146H132V147H130ZM185 146L189 147V149L187 148V150H186ZM210 146H212V148ZM252 146L253 147L255 146V147L253 148ZM33 147H35L36 150ZM129 147L131 149L133 148V150H130ZM179 147L182 149V151H180ZM242 148H244L245 150ZM249 148L251 149V151H249L250 150ZM24 149H26V150L24 151ZM127 149H129V150L126 151ZM194 149H196V151ZM32 150H33V152H32ZM93 150H94V152H93ZM184 150H185V152H184ZM239 150L242 152H240ZM88 151H91V152L87 153ZM123 151H126V153L127 152L131 153L132 151L133 152L131 154H128V153L126 154ZM22 152L25 155H23ZM111 152H113L115 154L116 159H114L115 156ZM171 152L174 154L177 152V155L178 154L181 155L180 158L182 157L181 159H183V158L184 159L182 161H180V159L178 158L179 155L178 156L176 154L171 155ZM202 152H204V153H202ZM223 152L225 154H227L229 157L226 155L228 157L227 158ZM246 152H248L250 154H248ZM222 153L224 155H222ZM244 153H246V154L243 156L242 154H244ZM29 154L31 155V157ZM107 154H108V157H107ZM111 154H112V156H111ZM144 154H145V156H144ZM182 154H183V156H182ZM231 154H233V155H231ZM252 154H253V157H252ZM67 155H68V157H67ZM128 155L129 156L132 155L133 157L132 156L129 157ZM141 155H142V157H141ZM220 155H221V157L223 156L225 158V160H223V158H222V162L219 163V161H221V159H220L221 157L218 158V156H220ZM246 155H248V157L251 156L250 161H247L248 157L246 158L245 157ZM51 156L54 158V160ZM124 156H126V157L124 158ZM174 156H175V158H173ZM184 156H186V157H184ZM232 156H234V158ZM65 157H66V160H65ZM69 157H70V159H69ZM111 157H113V162L110 159ZM97 158H98V160H97ZM158 158H159V156H158ZM192 158L194 159V161L196 163L194 161H192L193 160ZM229 158L232 159V162H231V160H229ZM251 158H252V160H251ZM100 159L102 162L100 161ZM154 159H156V157H154ZM160 159H161V157H160ZM88 160L90 162H88ZM237 160H239V161H237ZM243 160H245V162ZM95 161L98 164L97 166H96ZM139 161L141 164L138 163ZM150 161L152 164L150 163ZM183 161L185 162V165H184ZM212 161H214V162H212ZM261 161H262V163H261ZM33 162H35V163H33ZM98 162H100V163H98ZM240 162L241 163L243 162V163L240 164ZM80 163H81L82 167L79 165ZM91 163L94 165H92ZM137 163H138V165H137ZM147 163L149 165H147ZM182 163H183V165H182ZM209 163H211V165L214 164L216 166L214 167V165H213L210 167ZM223 163H225V164H223ZM229 163L230 164L233 163L232 164L233 166L230 167ZM179 164H181V165H179ZM196 164H198V165L201 164L202 166L196 167L195 166ZM244 164H246V165H244ZM51 165H52V167H51ZM224 165H226L227 167H225ZM55 166H56V168H54ZM78 166H80V167H78ZM86 166L88 168H86ZM123 166L124 167L126 166V167L124 168ZM139 166H140V168H139ZM179 166L181 167V169L183 167L184 170H181V169L179 170L177 168ZM84 167L87 169V171H85L86 169ZM219 167H220V170H218ZM221 167H223L222 169L224 171L221 169ZM195 168H197V170H195ZM214 168L216 170H213ZM88 169H90V171ZM107 169H109V170H107ZM210 169L212 170L213 173L211 172ZM26 170H27V172H26ZM131 170H133V172L139 171V173L137 172L134 174L135 175L137 174V176L139 175L138 177H140L142 179V181H141V179H140V181L143 183H141L138 180L139 178L137 176H135L134 174H130V173H132ZM144 170H147L148 172L146 171V173H148V174H146V173L144 174V172H145ZM153 171H154V173H153ZM155 171L157 173L160 172L159 174H161L162 177H160L157 173H155ZM194 171H195V173H198V174H200V172H201V177L204 174L203 177H205V178H203V177L201 178L200 175L194 174ZM248 171H249V173H248ZM85 172H86V174H85ZM90 172H92V173H90ZM128 172H130V173H128ZM210 172H211V175L208 176V174ZM216 172H218V173H216ZM219 172L224 177L221 176L219 174ZM25 173H27V174H25ZM39 173H40V175H39ZM71 173H72V177L74 176L73 178L69 177V175L71 176ZM88 173H89V175H88ZM238 173L241 175L239 176ZM242 173H245V174H242ZM260 173L263 175H261ZM95 174H97L98 176ZM112 174H115L116 176L112 175ZM227 174H228L227 178L229 177L228 179H230V180H227V178H226ZM86 175H88V178H89V179L87 178L88 179L87 182L84 181V179L87 180L85 178ZM92 175H93V177H89ZM132 175H134V177H132ZM140 175H142L143 177ZM145 175H148L149 179L145 178L146 177ZM122 176H124V177H122ZM206 176H208L209 178L208 177L206 178ZM214 176H215V178H214ZM218 176H220V177L217 178ZM60 177H61V179H60ZM104 177L105 178L108 177V179L104 180ZM197 177H198V179H197ZM234 177H235V179L232 180V178H234ZM64 178H66V179H64ZM91 178H92V180H91ZM110 178H111V180H110ZM113 178H114V180H113ZM192 178L194 180H192ZM62 179H63V181H61ZM73 179L75 180V182L73 181ZM76 179L78 181L81 180L80 183H78V181ZM146 179H147V181H146ZM176 179H177V182H176ZM199 179L200 180L204 179V180H202L203 183H201L202 181L199 182ZM155 180H157V181H155ZM169 180H170V183H169ZM185 180H187V181H185ZM180 181H181V183H182V181H184V183L181 184ZM248 181H250L251 184ZM57 182L59 184H57ZM62 182H64V183H62ZM88 182H91V183L87 184ZM163 182L166 183V187H167V184L168 185L170 184V186H171V184H173V183L174 184L176 183V186L174 184H173V186H175V187H173V186L169 187L168 186V188L170 190L169 191L168 188L165 187V184ZM245 182H248V184L251 186L247 187L248 184ZM82 183H84V184L80 185ZM158 183H160V184H158ZM162 183H163V185H162ZM207 183H208V185H207ZM77 184L79 186H77V188H76ZM90 184L91 185L93 184L94 187H91ZM200 184L201 185L203 184L204 186L203 185L201 186ZM87 185H88L89 189H87ZM159 185H160V187H159ZM161 185H162V187H161ZM185 185H186V187H185ZM205 185H206V187H205ZM84 187H86V188H84ZM78 188L82 189V191L79 190ZM165 188L167 190H165ZM61 190H62V192H61ZM85 190H88V191L86 192ZM168 191L170 193L166 194V192H168ZM80 192H83L82 195ZM84 192L86 193V195H88V198H86L87 196L85 195ZM91 192H92V194H91ZM186 192H187V194H186ZM150 193H151V196H150ZM66 194L68 195L69 198L67 197ZM170 194H171V196H170ZM167 195L169 198L167 197ZM84 197H85V199H84ZM123 197H124V199H123ZM149 197H151V198H149ZM89 198H91V199L93 198L92 199L93 201H91ZM186 198H187V201H186ZM44 199H46V200H44ZM2 200H3V197L0 198V220H1L0 221V244L3 245V243H4L3 248L5 250L1 248L3 251L0 250V255H1L0 257L5 255L4 256L5 258L4 257H2L3 259L0 258V264L1 263L2 264H5V263L6 264H83L82 262L78 261L74 257V255L68 254L65 250H63L61 248L50 247L47 245L44 246V245H41V244L35 242L34 240H32L31 237L26 232H24V230L22 228H20L19 224H17V222L13 221V219H11V217L8 216L6 211H4V209L2 207ZM83 200L85 203L83 202ZM171 200H172V202H171ZM18 204H20V205H18ZM33 204H34V206H33ZM74 205H76V206H74ZM130 206H132V207H130ZM92 207H93V209H91ZM54 208H55V210H54ZM121 212H122V214H121ZM150 212L152 214L153 213L154 214L152 215ZM136 213H138V214H136ZM146 213H147V215H146ZM39 214H40V216H39ZM109 215H111V216H109ZM118 215H119V217H118ZM113 216H115V217H113ZM52 218H54V219H52ZM138 218H140V221ZM40 220H41V222H40ZM121 220H123V221L126 220V221L123 222ZM130 221L133 224H131ZM183 222H184V224H183ZM137 223H138V226H140V228L137 226ZM155 223L156 224L160 223L161 225H163V226H161L159 224V226H158V224H157V227H159V231L157 230ZM122 225H123V227H122ZM160 226L163 228L165 227L164 228L165 231ZM112 227H114V229ZM137 227H138V229H137ZM170 227H172V228H170ZM150 228L152 229L153 234L150 232V230H151ZM160 228L163 231H161ZM131 229L132 230L134 229L135 231L134 230L132 231ZM141 229L142 230L145 229V230L142 231ZM153 229L157 230V232H159L160 234L159 233L157 234V232L153 231ZM114 230H116V231H114ZM203 230H205V231H203ZM135 232H137V233H135ZM165 232L167 234L169 233V235H166ZM115 234H116V236H115ZM176 234H178V235H176ZM121 235H123V236H121ZM120 236H121V238H119ZM166 236H168L169 238H172L171 240H172L174 245L172 244V242L169 238L168 239L170 241L167 239ZM149 237H150V239H149ZM161 237H162V239H161ZM159 239L162 241H160ZM163 240H165L164 243H167V244H164V246H163ZM2 241H4V242L2 243ZM5 241L8 242V244H7L8 246L5 245L7 243ZM161 242H162V244H161ZM145 243L148 245H146ZM132 244H134V245H132ZM2 245H0V247H2ZM20 245H21V247H20ZM9 246H10V248L8 249ZM127 246H128V248H127ZM169 246H171V247H169ZM11 247H13L12 250H11ZM144 247H146V248H144ZM148 247H151V248H148ZM152 247L155 251L152 249ZM156 247H157V249H156ZM121 248H122V250H121ZM14 249L16 250V252H13ZM142 249L143 250L149 249V252L147 250L143 251ZM140 250H142V251H140ZM216 250L219 252H217ZM4 251H7V252H4ZM134 251H135V253H132ZM157 252L160 254H158ZM15 253H16V255H15ZM113 254H115V255H113ZM131 254L133 256L136 255V257L138 255H140L141 259H140V256H138L139 258H136L135 256L133 257ZM153 254H155V255H153ZM167 254H170L169 256H172V257H169ZM208 254H210V255H208ZM7 255H9L10 257L13 256L12 259L8 258L9 256H7ZM211 255H213L214 257ZM142 256H144V257H142ZM230 256H232V258L233 257L234 258L232 259ZM147 257L150 259H148ZM163 257H166V258H163ZM184 257H186L187 259H185ZM204 258L206 260H204ZM216 258H217V260H216ZM7 259H9V260H7ZM4 260L8 261V263L6 261L4 262ZM20 260H21V262H20ZM139 260H141V261H139ZM163 260H165V262H163ZM111 261H112V263H110Z\"/></svg>","mask_w":264,"mask_h":264},{"label":"bare ground","instance_id":"2","mask_svg":"<svg viewBox=\"0 0 264 264\" xmlns=\"http://www.w3.org/2000/svg\"><path fill=\"white\" fill-rule=\"evenodd\" d=\"M35 1L40 2V1H42V0H39V1H38V0H35ZM43 1H44V0H43ZM45 1H46V0H45ZM45 1H44V2H45ZM53 1H54V0H53ZM57 1H58V0H57ZM57 1H54L53 3L57 2ZM59 1H60V0H59ZM63 1H65V4H63V5H69V4H68V3H69L68 1H67L68 3L66 2V0H63ZM63 1H61V2L64 3ZM74 1H76V0H74ZM79 1H80V0H79ZM85 1H86V0H85ZM97 1H100V2H101L102 0H96V1H94V2H93V0H87V2H89V6H91L90 4H92V3H94V4L96 3L97 5H99V4L102 5L103 2H104L105 5H106L107 3L109 4V3L111 2V3H113V4L110 3V4H111L110 6H112V5L114 6V3H115V4H116V3L119 4V3L123 2V1L118 2V0H117L116 2H112L111 0H110L109 2H107L106 0H104L103 2L100 3V2H97ZM136 1H137V0H136ZM136 1H135V2H136ZM0 2H1V7H2V8L0 7V17H1L0 20L3 19V26H1V24H2L1 22H0V26L3 28L2 30H5V29L9 28V37L11 38V35L14 34V36H15V34L17 33V31L15 30L16 33H14V32H15V31H14L13 34H11L12 31L14 30V28L17 27V26H15V23H14V25H12L11 22L13 21V19H12V21H10V20H11V16H12V15L10 16V13H16V14L18 13V16H19L20 14H21V15L23 14V16H24V14H25V16H26V15H28V13L30 14V12H31V13H34L35 9H34V7H33V5H32L33 9L31 8V10H34V11L32 12V11L30 10V12L28 11V13L26 14L27 9H29V7L27 8V6H29V4L27 3L26 0H0ZM70 2H71V0H70ZM72 2H73V1H72ZM72 2H71V3H72ZM76 2H77V1H76ZM76 2H75V3H72V6L75 5V6H74V7H75L74 10L77 9V7H78L77 5H80V4H77V5H76ZM126 2H127V4L130 2V5H132L131 3H133V2H131V0H130V1H126ZM26 3H27L28 5H25ZM33 3L35 4L36 2H33ZM53 3H52V4H53ZM71 3H70V5H71ZM79 3H80V2H79ZM124 3H125V2H124ZM36 4H37V3H36ZM40 4L42 5V3H40ZM52 4H51V5H52ZM57 4H59V3L57 2ZM104 4H103V5H104ZM108 4H107V5H108ZM248 4H249V3H248ZM41 5H40V7H42ZM60 5H61V4H60ZM70 5H69L68 7H70ZM84 5H85V4H84ZM84 5H83V6H84ZM87 5H88V4H87ZM97 5H96V6H97ZM100 5H99V6H100ZM107 5H106V6H107ZM123 5H124V4H123ZM123 5H122V6H123ZM125 5H126V4H125ZM128 5H129V4H128ZM128 5H127V6H128ZM130 5H129V6H130ZM246 5H247V4H246ZM35 6H36V5H35ZM37 6L39 7V4H37ZM53 6L55 7V10L59 11V13L55 12V13H57V14H60L59 17L63 16L62 13H65V11H67V10H64V12H62L63 9H60L61 11H60L59 9H56L57 7H59V5H58V6H55V4H53V5L50 7V10H52V9L54 8ZM72 6H71L70 8H68V9H71ZM76 6H77V7H76ZM80 6H82V5H80ZM89 6H87V7H89ZM106 6H105V7H106ZM118 6H119V5H118ZM40 7H39V10H40ZM91 7H92V6H91ZM93 7H94V6H93ZM97 7H98V6H97ZM108 7H109V5H108ZM131 7H132V8H131ZM131 7H130V8H131V11H132V10H134V11L137 10V13H138V9L140 10V8H138V6H134V8H133V5H132ZM59 8H61V6H60ZM62 8H63V6H62ZM64 8L67 9V7H64ZM81 8H82V7H81ZM103 8H104V7H103ZM110 8H111V7H110ZM110 8H109V9H110ZM135 8H136V9H135ZM137 8H138V9H137ZM147 8L149 9V7H147ZM153 8H154V7H153ZM37 9H38V8H37ZM72 9H73V8H72ZM79 9H80V7H79ZM94 9H95V8H94ZM94 9H93V10H94ZM96 9H97V8H96ZM98 9H99V8H98ZM98 9H97V10H98ZM100 9H101V7H100ZM100 9H99V10H100ZM105 9H106V8H104V10H105ZM111 9H114V8H111ZM115 9H116V8H115ZM125 9H127V8H125V6H124V9H123V10L120 8V10H122L123 12H124ZM150 9H151V7H150ZM150 9H149V11H150ZM39 10L36 11V13L38 12V14L36 15V13H35L34 17H33V15L31 14L32 17L34 18V20H35V18H37L38 16L40 17V15H39V14H40V13H39L40 11H39ZM50 10H48V11H50ZM53 10H54V9H53ZM53 10L50 11V12H53ZM55 10H54V11H55ZM77 10H78V9H77ZM93 10L90 9V10H89L90 12H89L88 10H87V11H88L89 13L96 11V10H94V11H93ZM104 10L101 9L100 11H103V13H104V15H105V13H106L105 11H107V9H106L105 11H104ZM118 10H119V9H118ZM127 10H128V9H127ZM127 10H126V11H127ZM80 11H81V9H80ZM84 11H85V10H84ZM134 11H133V12H134ZM50 12H48L47 14H50ZM60 12H62V13H60ZM70 12H71V13H70ZM77 12H79V11H77ZM88 12H87V14H88ZM109 12H111V11H109ZM109 12L106 13L105 17L109 14ZM115 12H116V11L113 10V13H115ZM118 12L121 13V11H117V13H118ZM123 12H122V13H123ZM151 12H152V11H151ZM53 13H54V12H53ZM53 13H52V15H53ZM55 13H54V14H55ZM66 13H67V15H68L69 13L71 14V16H69L70 14L68 15L69 18L72 17V15H74V13H75V16H73V17H74V19L76 18V15H77L76 11H74L73 14H72V11H70V10H69V13H68V11H67ZM79 13H80V14H83L82 11L79 12ZM84 13H86V12H84ZM100 13H101V12H96L95 14L93 13V14H94V17H95V15H96V16H99ZM111 13H112V12H111ZM111 13H110V15H108L109 17L113 15V14H111ZM117 13H116L115 15H116L117 19H119V18H118L119 16L117 15ZM119 13H118V14H119ZM122 13H121V15H122ZM126 13H127V12H126ZM126 13H125V14H126ZM137 13H135V14L132 13V14H134V15L131 17L132 19L127 17V20H128V19H131L132 23L135 22L138 18L141 17V16L139 17V14H137ZM47 14H46V15H47ZM57 14H56V16L58 17ZM80 14H79L77 17L81 18L82 16L80 17ZM91 14H92V13H91ZM93 14H92V15H93ZM98 14H99V15H98ZM101 14H102V13H101ZM125 14H123V16H124ZM140 14H141V13H140ZM84 15H85V14H84ZM102 15H103V14H102ZM130 15H131V13H130ZM14 16L16 17L17 15H14ZM14 16H13V17H14ZM18 16H17V17H18ZM36 16H37V17H36ZM53 16H55V15H53ZM64 16H65V14H64ZM88 16H91V15H88ZM88 16H87V17H88ZM108 16H107V17H108ZM125 16H126V15H125ZM125 16H124L123 18H122V16L120 17L121 21H120V19H119V20H116L115 18L111 19L112 17H110V20L107 21V19L104 18L106 22H104L103 19H101L102 16H99V17H101L100 20H99V17H98V18L95 17V20H94V18L91 16V17L93 18V19H92L93 22L88 23V25L91 26L92 24H95V21H96V19H97V21L99 20V22L102 21V23H103V27H101V25H100L101 28L99 27L100 30H101V32H99L100 30H99L98 32H99L100 34L102 33V30H105V31H107V32H108V31L111 32V30L114 31V30L117 29L118 27H119V29H120V27L123 26ZM127 16H129V14H128ZM17 17L14 18V19H18ZM26 17H27V16H26ZM32 17H31V18H32ZM46 17H47V16H46ZM46 17H45V19L47 20ZM57 17H56V18L54 17L53 19H56V20H57ZM59 17H58V19H59ZM73 17H72V18H73ZM109 17H108V19H109ZM113 17H114V15H113ZM149 17H150V16H149ZM19 18H20V16H19ZM27 18H28V17H27ZM29 18H30V17H29ZM33 18H32V19H33ZM50 18H52V17H49V19H50ZM72 18H71V20L74 21V19H72ZM79 18H78V19H79ZM83 18H84V16H83ZM88 18H89V17H88ZM81 19H82V18H81ZM150 19H151V18H150ZM22 20L24 21V19H22ZM25 20H26V19H25ZM30 20H31V19H30ZM34 20H32L33 23H32L31 21H30V22H31V23H30V22L27 20V25H30V26L32 25V26H33V24H35V23H34ZM56 20H55V21H56ZM59 20H61V19H59ZM82 20L85 21V19H82ZM86 20H88V19H86ZM122 20H123V21H122ZM127 20H125V22H127ZM20 21H21V20H20ZM20 21H19V22H20ZM23 21H22V22H23ZM36 21H38V20L36 19L35 22H36ZM40 21L42 22L43 19H42V20L40 19ZM55 21L53 22V26H52V22L49 21V23H51V25H50V24H49V25L52 26V28H55V29L57 30V31H55V33H54V35L57 33V34H56V37H53V35L51 34L52 31L54 32V30H53L51 27H48V30H46L47 28H46V27L43 28V26L41 25V28H39V29L36 28V29H38V30L33 29V30H36L35 33L33 32V30L27 29V31H25V34H23V33H22L23 30H22V32H21V30H20V31H19L20 34L22 33V35H24L23 38H21V37L19 36V34H16L17 37H15L14 39L12 38V40H14V41L16 42V43H15V44H16V46H15L16 49H20V47H21L22 45H25V47H24L25 50H24V48H23V50H24L25 52L22 54V52H23V50H22V52H20V55H21V56L18 55V58H20V59L22 60V63L24 62V63L26 64V66H28L27 69H29V67L32 66L31 68H32V70H33V67H34V72L36 73V74H34V75H37V76H36V79H38V80H39L38 77H41V76H42V73L45 72V70H46V69L44 68V67H46V66H43V61H44V57H45V56H42V52H44V51H46V50L48 49V45H50V43L53 41L52 39H55V41H53V43H54V42H56V41L62 36V33L65 32V31H64L65 29L63 30V28H68V26L64 27V24H65V22L67 21V19L65 20V22H64V19L61 21L62 24H63V22H64L63 27H62V24H61V26H60V27H62V29L59 27V24H60V23H57V22H56V23H57V24H56ZM68 21H69V20H68ZM72 21H69V22H71V23H74V22H75V21H74V22H72ZM79 21H80V20H79ZM83 21L81 22L82 24H83ZM88 21H91V19H89ZM88 21H85V22H84V24H85V25H84V26H85L84 29H88V28L86 27V25H87L86 23H87ZM97 21H96V22H97ZM38 22H39V21H38ZM45 22H46V21H45ZM47 22H48V21H47ZM58 22H59V21H58ZM69 22H68V24H70L69 26H70V27L73 26V24L71 25V23H69ZM77 22H78V21H77ZM99 22H98V23H99ZM138 22H139V20H138ZM28 23H29V24H28ZM39 23H40V22H39ZM39 23H38V25H39ZM54 23H55L56 25H58V27H57ZM78 23H79V22H78ZM98 23H96V25H97ZM148 23H149V22H148ZM17 24H19V23H16V25H17ZM24 24H25V25H24ZM24 24L22 25V27H23V26H24V27L26 26V23H24ZM40 24H41V23H40ZM42 24H43V23H42ZM47 24H48V23H47ZM68 24H67V25H68ZM99 24H100V23H99ZM99 24H98V25H99ZM125 24H126V23H125ZM125 24H124V26H125ZM127 24H129V23H127ZM36 25H37V24H35V26H36ZM54 25H55V27H54ZM77 25L79 26V24H77ZM77 25H75L74 27H75V28H76V27L79 28V29H78L79 31L77 30V28H76V31H78L80 35H82V34L84 33V31H86V33H87V31H88V33H89V29H90V31H91L93 28L95 29V26H94V25H92V26H94V27L89 28L88 30H84V29H83V27H84L83 25H82L83 27H82V26H81V27H78ZM134 25H135V24H134ZM136 25H137V24H136ZM149 25H150V24H148L147 28L149 27ZM35 26H34V27H35ZM90 26H89V27H90ZM129 26H130V25H129ZM132 26H133V25H132ZM132 26H131V27H132ZM207 26H208V25H207ZM207 26H205V28H206ZM24 27H23V28H24ZM26 27H28V26H26ZM38 27H40V25H39ZM56 27H57V28H56ZM74 27H72V28L74 29ZM136 27H138L139 30L137 29V30H138L137 32L139 33L140 28H139V26H136ZM136 27L134 28L135 30H136ZM140 27H141V26H140ZM151 27H154V25H151ZM216 27H217V25H216ZM58 28H59V29H58ZM125 28H126V27H125ZM125 28H123V29H125ZM147 28H146V29H147ZM149 28H150V27H149ZM179 28H180V27H179ZM12 29H13V30H12ZM17 29H19V26L17 27ZM50 29H51L52 31H51ZM82 29H83V33L81 34L82 31L80 32V30H82ZM94 29H93L91 32H93ZM113 29H114V30H113ZM132 29H133V28H132ZM132 29H130V30H132ZM134 29H133V32L135 31ZM24 30H25V29H24ZM28 30H29V31H28ZM49 30H50L51 32H50V33H47L46 31H49ZM61 30H63V31H61ZM174 30H175V28H174ZM178 30H179V29H178ZM202 30H204V29H202ZM58 31H61V33L58 32ZM68 31H69V29L66 30L67 33H68ZM72 31H73V30H72ZM76 31H74V32H76ZM119 31H120V30H119ZM127 31H129V27H128V30H127ZM147 31H149V29H147ZM147 31H146L145 33H147ZM180 31H181V30H180ZM5 32H7V31H5ZM53 32H52V33H53ZM70 32H71V30H70ZM107 32H106V33H107ZM109 32H108V33H109ZM122 32H123V31H122ZM133 32L131 31L130 33H133ZM141 32H143V31H140V33H141ZM181 32H182V31H181ZM186 32H187V31H186ZM213 32H214V31H213ZM2 33H3V32H2ZM7 33H8V32H7ZM103 33H104V31H103ZM103 33H102V34H103ZM111 33H112V32H111ZM115 33H116V32H115ZM127 33H128V32H127ZM135 33H136V31L134 32V35H135ZM138 33H136V34H138ZM3 34H6V33H3ZM47 34H49V35H48V36H49V41H48V42L46 41V40L48 39ZM64 34H65V33H64ZM71 34H74V33H72V32H71V33H68L69 36H70ZM112 34H113V33H112ZM116 34H118V32H117ZM50 35H52V36H50ZM83 35H84V34H83ZM119 35H120V34H118L116 37H118ZM123 35H124V33H123ZM128 35H129V34H128ZM130 35H131V36H130ZM130 35H129L130 37H129V36H128V37H129V38H133V41H134V40H137V39H138V38H137L138 35H139L138 37H140V36L143 35V33H142V34H138L136 37H135V36L132 37L133 34H130ZM175 35H176V34H175ZM181 35H182V33H181ZM5 36H6V38L8 37L7 35H5ZM66 36H67V35H66ZM66 36L63 35L62 37H66ZM69 36H68V38H69ZM71 36H74V35H71ZM76 36H77V35H76ZM88 36H89V35H88ZM114 36H115V35H114ZM114 36H112V37H114ZM121 36H122V35H121ZM121 36H120V38H121ZM186 36H187V35H186ZM1 37H2V38H1ZM1 37H0V39L3 41V40H4V39H3L4 35H1ZM50 37H53V38L51 39L52 41H50ZM74 37H75V36H74ZM79 37H81V36H79ZM79 37L77 36V38L80 39V40H78V39L74 40V39L71 38L72 41H70V39H69L70 42H68L67 44L65 43V45H70V44H72V45H74V44H79V45H80V43H84V44H85V42H86V43H89V42H87V41H89V40H90V43L92 42V41H91L92 37H90V39H87V41H86L85 38L82 37V39H85V40H82V39L79 38ZM93 37H96V36H93ZM112 37H111V38H112ZM182 37H183V36H182ZM184 37H185V31H184ZM206 37H207V36H206ZM4 38H5V37H4ZM10 38H9V42H10V40H11ZM68 38H67V39H68ZM97 38H98V36H97ZM111 38L109 37V39H111ZM135 38H137V39H135ZM167 38H168V37H167ZM202 38H203V37H202ZM7 39H8V38H7ZM7 39H5V41H6L7 44H5V41L1 42V40H0V42L3 43V45L0 44L1 46H5V45H6V47H4V48H7V47L11 46V45L8 44V42H7L8 40H7ZM67 39H66V40H67ZM102 39H103V38H102ZM112 39H114V38H112ZM116 39H117V38H116ZM182 39H183V38H182ZM12 40H11V41H12ZM60 40H62V39L60 38ZM64 40H65V39H64ZM64 40H63V41H64ZM92 40H93V39H92ZM95 40H96V38H95ZM131 40H132V39H131ZM131 40H129L130 43H133V42H131ZM184 40H186V39H183V41H184ZM96 41H97V42H96V46H97L98 39H97ZM104 41H105V40H103V42H104ZM110 41H111V40H110ZM207 41H208V40H207ZM212 41H213V40H212ZM49 42H50V43H49ZM65 42H67V41H65ZM101 42H102V41H101ZM101 42H99V43H101ZM126 42H127V40H126ZM126 42H123V47H124V44H126ZM134 42H135V41H134ZM184 42H185V41H184ZM198 42H199V41H198ZM251 42H252V41H251ZM47 43H49V44H47ZM56 43H57V42H56ZM59 43H62V41L59 42ZM63 43H64V42H63ZM93 43H95V42H93ZM127 43H128V42H127ZM249 43H250V41H249ZM18 44H19L20 47L18 46V48H17V45H18ZM20 44H21V45H20ZM84 44H83V45H84ZM91 44H92V43H91ZM135 44H136V45L139 44L138 41H136V43H134V45L132 44L131 48H132L133 46H135ZM177 44H178V43H177ZM7 45H8V46H7ZM62 45H64V44H62ZM72 45H71V46H72ZM79 45H77V46H79ZM81 45H82V44H81ZM99 45H100V44H99ZM126 45H127V44H126ZM126 45H125V46H126ZM191 45H192V44H191ZM1 46H0V47H1ZM54 46H55V44H54ZM77 46H76V47H77ZM127 46H130V44L127 45ZM173 46H174V45H173ZM193 46H196V44L193 45ZM197 46H200V45H197ZM12 47H14V46H12ZM55 47H56V46H55ZM62 47H63V46H62ZM62 47H61V49L66 48V46H64L63 48H62ZM86 47H87V46H86ZM86 47H84V48H86ZM93 47H95V46H93ZM98 47H99V46H97V48H98ZM121 47H122V45H121ZM121 47H119V48L122 49L123 47H122V48H121ZM191 47H192V46H191ZM246 47H247V46H246ZM10 48H11V47H10ZM15 48H13V50L16 52V49H15ZM50 48H51V46H50ZM56 48H58V47H56ZM74 48H75V46H74ZM78 48H79V47H78ZM82 48H83V47H82ZM87 48H88V47H87ZM119 48L116 47V49H119ZM129 48H130V47H129ZM129 48H127L128 50H126V51H129V52H130V51H131V52L134 51V52H135L134 49H130V50H129ZM194 48H196V49H200L199 47H198V48H197V47H194ZM7 49H9V48H7ZM21 49H22V48H21ZM75 49H76V48H75ZM79 49H80V48H79ZM120 49H119V50H120ZM125 49H126V47H125ZM136 49H137L136 51L139 50L138 47H137ZM190 49H192V48H190ZM196 49H195V50H196ZM10 50H11V49H10ZM13 50H12V51H13ZM52 50H54V49H50L51 53L48 54V55H51V56H54V55H55L56 50H55V51H52ZM58 50H59V48L57 49V51H58ZM72 50H73V49H72ZM90 50H91V48H90ZM92 50H93V49H92ZM119 50L112 52V53H115V54H114V55H115L114 57H112L113 54H112L111 56H110V54H109V57H112V60H114L113 58H115L117 55H118V56H121V53L119 52ZM260 50H261V49H260ZM263 50H264V49H263ZM14 51H13V52H14ZM20 51H21V50H20ZM50 51H48V52H50ZM59 51H60V50H59ZM62 51H63V50H62ZM66 51H67V48H66ZM66 51L64 50V54L61 53V52H58V53H61L62 55H65V54L67 55L68 52H70V50L67 51V53H65ZM79 51H80V50H79ZM83 51H84V50H83ZM83 51H82V52H83ZM86 51L88 52V51H89V48H88V50L86 49ZM86 51H84V52H85V54L87 55ZM93 51H94V50H93ZM96 51H97V50L95 49V53H96ZM109 51H112V49H111V50L109 49V50H107L106 52L108 53ZM139 51H141V50H139ZM145 51H146V50H145ZM152 51H153V50H152ZM196 51H197V50H196ZM199 51H200V50H199ZM199 51H197V52L199 53ZM213 51H214V50H213ZM1 52H2V51H1ZM76 52H77V51H76ZM97 52H100V51H97ZM106 52H105V53H106ZM122 52H123V51H122ZM129 52H128V53H129ZM192 52H193V49H192ZM243 52H244V51H243ZM243 52H242V53H243ZM245 52H246V51H245ZM3 53H4V51H3ZM9 53H10V51H9ZM46 53H47V52H46ZM71 53H72V51H71ZM89 53H90V55H91V52H88V54H89ZM92 53H93V52H92ZM95 53H93V55H94L93 57H95V55H96ZM103 53H104V52H103ZM105 53H104V54H105ZM109 53H110V52H109ZM126 53H127V52H126ZM128 53H127V54H128ZM132 53H133V52H132ZM132 53H129V54L131 55ZM148 53H149V52H148ZM200 53H202V50H201ZM212 53H213V52H212ZM246 53H249V52H246ZM0 54H1V53H0ZM11 54H12V53H11ZM18 54H19V52H18ZM28 54H29V56H28ZM69 54H70V53H69ZM194 54H195V53H194ZM202 54H204V53H202ZM222 54H223V53H222ZM226 54H227V53H226ZM235 54H238V53H235ZM244 54H245V53H244ZM258 54H259V53H258ZM2 55H3V54H2ZM12 55H13V54H12ZM14 55H15V53H14ZM46 55H47V54H46ZM56 55H57V53H56ZM62 55H61V56H62ZM75 55H76V54H74V57H75ZM77 55H78V54H77ZM79 55L81 56L82 54L80 53ZM123 55H124V54H123ZM130 55H128V57H130ZM133 55H134V53H133ZM137 55H139V53H138ZM137 55L135 54V58L137 57ZM208 55H209V54H208ZM253 55H255V54H253ZM259 55H260V54H259ZM0 56H1V55H0ZM4 56H5V55H4ZM9 56H11V55H9ZM16 56H17V55H16ZM19 56H20V57H19ZM61 56H60V57H61ZM80 56H76V58H78V57H80ZM96 56H98V55H96ZM99 56H100V55H99ZM99 56H98V58L96 57V58H97V59H96V62H98V59H100L98 63L101 62V58H99ZM105 56H106V55H105ZM107 56H108V54H107ZM124 56H125V55H124ZM126 56H127V55H126ZM140 56H141V55H140ZM140 56H139V57H140ZM196 56H197V53H196ZM196 56L194 55V58H193V59L197 58ZM198 56H199V55H198ZM200 56H201V54H200ZM200 56L198 57L199 59L202 58V56H201V57H200ZM205 56H207V54H206ZM205 56H203V58H202L201 60H204V57H205ZM211 56H214V55H211ZM230 56H231V55H230ZM238 56H239V55H238ZM250 56H252V55H250ZM56 57L59 59L58 55H57ZM56 57H55V58H56ZM72 57H73V55H72ZM72 57H71V58H72ZM74 57H73L72 61L75 59ZM81 57H82V56H81ZM81 57H80V58H81ZM84 57H86V58H84ZM84 57H83V60L81 59L82 62H80L79 58H78L77 60H76V59L74 60L75 62L79 60V64H78L77 66L81 65V63L84 62V59H85L86 61L89 60L88 58H89L90 56L88 57V55H87V56H84ZM87 57H88V58H87ZM128 57H127V58H128ZM131 57H132V56H131ZM141 57H142V56H141ZM209 57H210V56H209ZM233 57L235 58V57H237V55H236V56H233ZM240 57H241V56H240ZM240 57H239V58H240ZM262 57H263V56H262ZM1 58H2V57H1ZM8 58H9V57H8ZM13 58H14V57H13ZM46 58H47V57H46ZM46 58H45V59H46ZM102 58H103L102 60L105 61L103 54H102ZM117 58L119 59V57H117ZM117 58H116V59H117ZM121 58H124V59H125V57H121ZM198 58H197V59H198ZM241 58H242V57H241ZM241 58H240V59H241ZM244 58H245V57H244ZM11 59H12V58H11ZM14 59H15V58H14ZM20 59H19V61H20ZM48 59H50V57H48ZM52 59H53V57H52ZM62 59H63V61H64V58H62ZM90 59H91V58H90ZM106 59H107V57H106ZM110 59H111V58H110ZM124 59H123V60H124ZM129 59L131 60L132 58H129ZM214 59H215V58H214ZM214 59H213V60H214ZM227 59H228V60H227ZM227 59H226L225 57L222 58V59H220V60H221V61H220V67L222 66L221 64H224V66H222V69H223V68L225 67V65H226V67L224 68V70L226 69L225 71H227V68H228L227 66H228L229 64H228L227 62H226V63H223L222 60H227V61H230V60H231V59L229 60V58H227ZM4 60H5V59H4ZM4 60H3V61H4ZM8 60H9V59H8ZM59 60H60V59H59ZM66 60H67V59H66ZM112 60H111V61H112ZM120 60H121V59H120ZM120 60H117V61H120ZM126 60H127V59H126ZM135 60H136V59H135ZM135 60H133V61L135 62ZM151 60H152V59H151ZM189 60H191V59H189ZM201 60H200V63H201ZM207 60L210 61L211 58H208V56H207L206 59L202 62L203 65L207 64V62H208ZM13 61H14V60H13ZM19 61H18V62H19ZM47 61H48V60H47ZM53 61H55V60H53ZM56 61H57V60H56ZM61 61H62V60H61ZM72 61L70 62V59H69V62H70V63H72ZM106 61H108V60H106ZM114 61H115V60H114ZM139 61H140V59H139ZM196 61H198V63H199V60H196ZM205 61H207V62H205ZM216 61H217V60H216ZM45 62H46V60H45ZM58 62H59V61H58ZM64 62H65V61H64ZM69 62H67V63H69ZM87 62H88V61H87ZM89 62H90V61H89ZM89 62H88V64H89ZM91 62L95 63V62H94V58H93V60H92ZM61 63H62V62H61ZM106 63H107V62H106ZM123 63H124V62H123ZM127 63L130 64L128 61H127ZM198 63H197V65H196V62H195L196 69H200V68H202V67H201V66H202V63H201L200 68H198V66H199ZM204 63H205V64H204ZM210 63H211V62H210ZM213 63H214V61H213ZM218 63H219V62H218ZM218 63H216V64H218ZM263 63H264V62H263ZM3 64H4V63L2 62V65H3ZM6 64H7V63H6ZM16 64H18V63L16 62ZM16 64L14 63L13 66H15ZM19 64H20V63H19ZM19 64H18V65H19ZM45 64H46V63H45ZM50 64H52V63H50ZM62 64H63V63H62ZM65 64H66V63H65ZM72 64H73V63H72ZM74 64H75V63H74ZM83 64H87V63L84 62ZM95 64H96V63H95ZM95 64H94V67L96 66ZM121 64H122V62H121ZM121 64H120V65H121ZM135 64H136V63H135ZM216 64H214V65H216ZM231 64H233V62L230 63L229 67L231 66ZM47 65H48V64H47ZM55 65H56V64H54V66H55ZM60 65H61V64H60ZM67 65H68V67H69V64H67ZM90 65H92V63L89 64V66H90ZM102 65H104V63H103ZM102 65H101V66H102ZM115 65H116V64H115ZM118 65H119V63H118ZM118 65H116V66H118ZM126 65H127V64H126ZM130 65H131V64H130ZM133 65H134V64H133ZM195 65L193 64L192 66L195 67ZM207 65H208V64H207ZM209 65H210V64H209ZM6 66H7V65H6ZM9 66H12V65L9 64ZM48 66H49V65H48ZM48 66H47V67H48ZM51 66L53 67V65H51ZM65 66H66V65H65ZM72 66H73V65H72ZM72 66H71V64H70V67H69V68H70V69H71V68L73 69L74 66H73V67H72ZM75 66H76V64H75ZM77 66H76V67H77ZM81 66H83V68H81V69H82L81 72H80V71H77V72H80V73H82V71L85 72V69L87 68V66H86V68L84 67V65H81ZM81 66H80V67H81ZM97 66H98V65H97ZM218 66H219V65H218ZM232 66H233V65H232ZM232 66L230 67L231 69H233ZM263 66H264V65H263ZM21 67H23V66H21ZM61 67H62V66H61ZM76 67H74L75 70H76ZM99 67H100V66H99ZM104 67H106V64H105ZM120 67H122V66H120ZM120 67H119V68H120ZM123 67H124V66H123ZM129 67H131V66H129ZM135 67H136V66H134V68H135ZM139 67H140V66H139ZM166 67H167V66H166ZM206 67H207V66H206ZM208 67H209V66H208ZM208 67H207V68H208ZM213 67H215V69H216L217 66H213ZM8 68H9V67H7L6 70H8ZM11 68H12V67H11ZM17 68H18V66H17ZM19 68H20V67H19ZM24 68H25V67H24ZM57 68H58V67H57ZM62 68H63V67H62ZM62 68H61V69H62ZM64 68H65V67H64ZM66 68H67V66H66ZM69 68H67V69H69ZM101 68H102V67H101ZM126 68H127V67H126ZM134 68H132V69H134ZM140 68H141V67H140ZM163 68H165V67L163 66ZM163 68H162V69H163ZM167 68H168V67H167ZM167 68H165V69H166V72L172 70V69L169 68L168 71H167ZM176 68H177V67H176ZM230 68H228V69L230 70ZM13 69H14V68H13ZM15 69H16V68H15ZM15 69H14V70H15ZM47 69H49V67H48ZM50 69H51V67H50ZM52 69H53V68H52ZM52 69H51V70H52ZM54 69H55V68H54ZM78 69H79V68H78ZM83 69H84V70H83ZM89 69H90V68H88L87 70H89ZM120 69H122V68H120ZM127 69H128V68H127ZM205 69H206V68H205ZM210 69H213V68L211 67ZM215 69H214V70H215ZM217 69H218V68H217ZM11 70H12V69H11ZM51 70H49V71L52 72ZM57 70H58V69H57ZM65 70H66V69H65ZM87 70H86V74L88 73ZM122 70H123V69H122ZM135 70H136V69H135ZM174 70H175V69H174ZM174 70H172L171 72L174 73V72H176L177 69H176L175 71H174ZM178 70L180 71L181 69H178ZM219 70H220V69H219ZM12 71H13V70H12ZM28 71H31V69L28 70ZM49 71L46 70L47 73H46V72H45V73L48 75V73L50 74ZM55 71H56V70H55ZM58 71H59V70H58ZM63 71H64V70H63ZM63 71H62V72H63ZM66 71H67V70H66ZM66 71H65V72H66ZM125 71H126V70H125ZM132 71H133V70H132ZM136 71H138V70H136ZM140 71H141V70H139V72H140ZM158 71H159V70H158ZM160 71H161V69H160ZM160 71H159V73H160ZM173 71H174V72H173ZM179 71H178V72H179ZM230 71H231V70H230ZM4 72H5V71H4ZM59 72H60V71H59ZM59 72H55V73L58 74ZM67 72H68V71H67ZM74 72H76V71H74ZM74 72L72 71L71 74H73ZM84 72H83V73H84ZM121 72H122V71H121ZM127 72H130V70L127 71ZM162 72H163V71H162ZM164 72H165V71H164ZM164 72H163V74H165ZM181 72H182V71H181ZM185 72H187V71H185ZM185 72H183V73H184V77L182 76L183 73H182V75H181L180 72H179L180 75H178V76H180V77L182 76L181 78H186V75H185V74H188V73H185ZM189 72H190V71H189ZM205 72H207V74H206ZM205 72H204V73H205V77H207L208 79L204 77V74H203V77H204L205 80H207L208 82H209V78H210V80H211V79L214 80V76H216V77L218 76V78H219V76H220L219 79H222L221 76H222V75L224 76V74H225V72H224V74H223V73H221V71H220V73L222 74V75H221V74L219 73V71H218L217 74H220V75H217V74H216L217 71H215V72H210V71H209L211 74H215L214 76L212 75L213 77L211 78V74L208 73V71H206V70H205ZM0 73H1V72H0ZM10 73H11V72H10ZM31 73H32V72H31ZM55 73H52V74L54 75ZM68 73H69V72H68ZM80 73H77V74H79L78 77H80V75H81ZM96 73H97V72H96ZM102 73H103V76H104L105 78H107L106 75L104 74V71H102ZM137 73H138V72H137ZM147 73H148V72H146V74H147ZM150 73H151V72H150ZM150 73H149V75H150ZM172 73H170V74H172ZM176 73H177V72H176ZM179 73H178V74H179ZM190 73H192V72H190ZM201 73H202V72H201ZM6 74H7V72H6ZM52 74H51V75H52ZM66 74H67V73H66ZM66 74H65V76H66ZM91 74H92V73H91ZM122 74H123L122 76L124 77V74H125L124 71L122 72ZM130 74H134V72H133V73L131 72ZM135 74H136V73H135ZM140 74H142V72H140ZM152 74H154V72L151 73V76H152ZM163 74H162V75H163ZM193 74H195V70H194V73H193ZM199 74H200V73H199ZM209 74H210V76H209ZM55 75H56V74H55ZM60 75H61V74H60ZM60 75H59V76L57 75V76L60 77ZM74 75H76V74H74ZM82 75H83V74H82ZM88 75L90 76V74H88ZM88 75H87V76H88ZM92 75H93V74H92ZM99 75H100V74H99ZM120 75H121V74L118 75L119 78H120ZM126 75H127V76H125V77L128 78V74H126ZM147 75H148V74H147ZM156 75H157V74L155 73V74H154V77H155ZM160 75H161V74H160ZM160 75H159V77H160ZM165 75H166V74H165ZM206 75H208V76H206ZM225 75H226V74H225ZM48 76H49V75H48ZM48 76H47V77H48ZM62 76H63V74H62ZM69 76H70V73H69ZM71 76H72V75H71ZM84 76H85V75H84ZM84 76H83V77H84ZM133 76H134V75H133ZM141 76H142V75H141ZM141 76H140V77H141ZM163 76H164V75H163ZM163 76H161L160 78H162ZM171 76H172V75H171ZM178 76L176 75V78H178ZM189 76H190V74H189ZM226 76H227V75H226ZM226 76L224 77L225 79H226ZM263 76H264V74H263ZM263 76H262V77H263ZM34 77H35V76H34ZM45 77H46V76H45ZM67 77H68V75H67ZM75 77L77 78V75H76ZM75 77H74V79H75ZM83 77H82V78H83ZM91 77H93V76H91ZM97 77H98V75H97ZM115 77H116V78H115ZM131 77H132V76H131ZM135 77H136V76H135ZM138 77H139V75H138ZM138 77H137V79H136L137 81H138ZM146 77H148V76H146ZM154 77H153V79H156V78H154ZM156 77H158V76H156ZM216 77H215V79H216ZM227 77H228V76H227ZM259 77H261V76H259ZM6 78H7V77H6ZM18 78H19V77H18ZM49 78H50V77H49ZM62 78H63V77H62ZM68 78H69V77H68ZM80 78H81V77H80ZM100 78H101V77L99 76V78H97V79L95 78L96 80H94V81L98 83ZM109 78H110V77H109ZM113 78H114V79H118L117 76H114V77L111 78L112 80H111V79H110V80H111V81H114ZM129 78H130V77H129ZM151 78H152V77H151ZM151 78H149V79H151ZM165 78L168 79V80H169V78L171 79V77H167V75L165 76ZM198 78H200V77H198ZM12 79H13V78H12ZM46 79H47V78H46ZM54 79H55V78H54ZM54 79L52 78V80H54ZM56 79H57V78H56ZM70 79H71V78H70ZM70 79H69V80H70ZM74 79L72 78L71 81L73 82ZM77 79H79V78H77ZM92 79H93V78H92ZM92 79H90V77H89V80H92ZM120 79H122V78H120ZM120 79H119V80H120ZM132 79H133V77H132L130 80H131L132 82H134L135 78H134V80H132ZM139 79H140V78H139ZM149 79H148V83L151 82V80H150V82H149ZM153 79H152V82L154 81ZM219 79H218V80H219ZM245 79H246V78H245ZM245 79H244V80H245ZM5 80H6V79H5ZM41 80H42V78H41ZM44 80H45V79H44ZM52 80H50V81H52ZM67 80H68V79H67ZM79 80H80V79H79ZM84 80H87V79H84ZM84 80H83V81H84ZM89 80H88V81H89ZM97 80H98V81H97ZM101 80H102V79H101ZM106 80H107V79H106ZM130 80H129V81H130ZM157 80H158V78H157ZM162 80H163V79H162ZM203 80H204V79H203ZM205 80H204V81H205ZM212 80H211V81H212ZM228 80H229V79H228ZM246 80H247V79H246ZM45 81H46V80H45ZM59 81L62 82V85L64 84V82H66V80L63 82V81H61L60 79H59ZM94 81H92V83H95ZM126 81H127L128 84H129V81H128L127 79H126ZM137 81H136V83H137ZM140 81H142V79L139 80L138 82H140ZM145 81H146V80H145ZM169 81H170V80H169ZM207 81H206V82H207ZM224 81H225V80H224ZM229 81H230V80H229ZM247 81H248V82H247ZM247 81H245L246 84H245L244 86H246L247 83H248V84H251V82L249 83V80H247ZM250 81H252L251 78H250ZM32 82H33V80H32ZM47 82H48V81H47ZM47 82H46V83H47ZM54 82L56 83V80H55ZM54 82H52V84H54ZM57 82H58V81H57ZM67 82H68V81H67ZM77 82H80V81H77ZM84 82H85L84 84L88 83V82H86V81H84ZM90 82H91V81H89V83H90ZM100 82H101V81H100ZM102 82H103V80H102ZM106 82L108 83L109 81H106ZM106 82H105V83H106ZM116 82H118V81L116 80ZM121 82H122V81H121ZM124 82H125V80H124ZM132 82H131L130 84H132ZM142 82H144V80H143ZM155 82L158 83L159 81H158V82L155 81ZM163 82H164V81H163ZM165 82H168V81H165ZM206 82H205V83H206ZM214 82H215V81H214ZM219 82H221V81H219ZM225 82H226V81H225ZM241 82H242V81H241ZM12 83H13V82H12ZM33 83H34V82H33ZM39 83H41V82L39 81ZM44 83H45V82H44ZM70 83H71V82L69 81V85H71ZM109 83H110V82H109ZM148 83H147V84H144V85H148ZM177 83H178V82H177ZM217 83H218V82H217ZM217 83H216V85H217ZM226 83H227V84H226ZM226 83H224V84H226V86H228V81H227ZM237 83H238V82H237ZM237 83H236L235 85H233V82H232L233 87L237 86V85H238ZM243 83H244V82H243ZM252 83H253V81H252ZM34 84H35V83H34ZM48 84H49V82L47 83V85H48ZM52 84H51V85H52ZM72 84H73V83H72ZM102 84H103V83H102ZM102 84H99V85L102 86ZM113 84L115 85L116 83L114 82ZM125 84H127V83L125 82ZM133 84H134V83H133ZM137 84H140V85H141L142 83H137ZM154 84H155V83H154ZM161 84H162V83H161ZM161 84H160V85H161ZM222 84H223V83L221 82V85H222ZM224 84H223V85H224ZM6 85H7V84H6ZM10 85H11V82H10ZM69 85H68V83H67L66 88H67V86H69ZM76 85H77V84H76ZM76 85L73 84V86H75V87H76ZM79 85H80V84H79ZM79 85H78V86H79ZM89 85H90V84H89ZM89 85H88V86H89ZM96 85H97V84H96ZM103 85H104V84H103ZM107 85L111 86V85H112V82H111V85H110V84H107ZM107 85H106V86H107ZM135 85H136V84H134V86H135ZM150 85H151V84H150ZM157 85L159 86V84H157ZM163 85H164V84H163ZM169 85H170V84H169ZM169 85H168V87H169ZM207 85H208V84H207ZM207 85H205V86H207ZM214 85H215V84H214ZM229 85H231V83H230ZM232 85L229 86V87H226V86H223V87H225V88H227V89H229V88L231 87V88L229 89V90L232 89L231 92H232V91L235 92V90L237 91V90L239 89L238 87H235V88H238V89H234V90H233ZM259 85H260V83L258 84V87H260ZM261 85H262V84H261ZM16 86H17V85H16ZM23 86H24V85H23ZM55 86H57V85H55ZM60 86H61V85H60ZM63 86H64V85H63ZM73 86H71V89L74 88ZM80 86H81V85H80ZM90 86H91V85H90ZM104 86H105V85H104ZM104 86H103L102 88H107L106 86H105V87H104ZM122 86H123V83H122ZM129 86H130V85H129ZM138 86H139V85H138ZM142 86H143V85H142ZM189 86H190V85H189ZM218 86H220V84H219ZM218 86H216V87L218 88ZM247 86H248V85H247ZM263 86H264V85H263ZM8 87H9V86H8ZM24 87H25V86H24ZM48 87H50V86L48 85L47 88H48ZM61 87H62V86H61ZM72 87H73V88H72ZM83 87H84V86H83ZM92 87H93V86H92ZM96 87H97V86H95L94 88H96ZM112 87H114V86L112 85ZM118 87H119V86H118ZM120 87H121V85H120ZM130 87L135 88V87H137V86L133 87V85H132V86H130ZM162 87H163V86H162ZM162 87H161V88H162ZM200 87H201V90L204 89L203 86H200ZM202 87H203V88H202ZM223 87L221 86V87H220L221 89L218 88V89L220 90L219 92H221V94H222L223 92L225 93L226 91H228L227 89H226V91H225V89H223ZM250 87H251V86H250ZM256 87H257V86H256ZM25 88H26V87H25ZM28 88H29V87H27V90H28ZM34 88H35V87H34ZM57 88H59V87L57 86ZM62 88H63V87H62ZM81 88H82V87H81ZM87 88H89V87H87ZM94 88H93V89H94ZM100 88H101V87H100ZM102 88H101V90H102ZM132 88H130V89H132ZM163 88H165V87H163ZM169 88H170V87H169ZM205 88H207V87H205ZM240 88H243V85H242V87H240ZM246 88H247V87H246ZM252 88H253V86H252ZM19 89H20V88H19ZM23 89H24V88H23ZM38 89H39V88H38ZM52 89H53V88H52ZM64 89H65V87H64ZM76 89H77V88H75V91H77L76 93H78V94H74V95H79V94H80V93H79V90H81V89H78V90H76ZM89 89H90V88H89ZM98 89H99V86H98ZM119 89H120V88H119ZM119 89H118V90H119ZM138 89H139V88H138ZM167 89H168V88H167ZM167 89H165V90L167 91ZM179 89H180V88H179ZM215 89H216V88H215ZM215 89H214V90H215ZM250 89H251V88H250ZM262 89H264V88L261 87L260 90H262ZM25 90H26V89H25ZM41 90H42V89L40 88V92H41ZM68 90H70V86L68 87ZM73 90H74V89H73ZM159 90H160V89H159ZM163 90H164V89H162L161 92H162ZM168 90H169V89H168ZM171 90H172V88H171ZM175 90H176V89H175ZM206 90H207V89H206ZM214 90H212V94H213V95L210 93V94L212 95V97H216V94H215V93L218 92V90L216 89L217 92L215 91V93H214ZM221 90H222V91H221ZM223 90H224V91H223ZM248 90H249V89H248ZM57 91H58V90H57ZM57 91H56V92H57ZM65 91H66V90H65ZM91 91H92V90H91ZM93 91H94V90H93ZM104 91H106V90L104 89ZM131 91H133V90H131ZM131 91H130V98H131V96L133 95ZM166 91H164V92H166ZM209 91H211V90H209ZM238 91H239V90H238ZM257 91H258V90H257ZM257 91L255 92V93L257 94V96H259V97L264 96V94H263V93H264V90H263V92H262L263 95L261 94L262 96H260V93H261V92L258 91V93H257ZM4 92H5V91H4ZM20 92H21V91H20ZM25 92H26V91H25ZM43 92H44V91H43ZM43 92H42V93H43ZM50 92H51V91H50ZM52 92H54V90H53ZM52 92H51V93H52ZM80 92H81V91H80ZM86 92H87V91H86ZM97 92L99 93V92H100V89L97 90ZM135 92H137V91H135ZM176 92H177V91H176ZM205 92L207 93L208 91H205ZM205 92L202 91V93L206 94ZM242 92H243V91H242ZM245 92H246V90H244V93H245ZM249 92L252 93L251 90L248 91V94H251V93H249ZM28 93H29V91L27 92V94H28ZM35 93L39 95L38 97L41 96V95L39 94V92L37 93L36 91H34V94H35ZM47 93H48V92H47ZM62 93H63V92H62ZM69 93H72V91H71V92H68V94H69ZM73 93H74V92H73ZM73 93H72L71 95H70V94L68 95V99H69V96H70L71 98L74 97V98L72 99V102L77 101V103H78V99H80L79 97L81 96V94H80V95L78 96V98H77V97H75V96L73 95ZM89 93H90V92H89ZM101 93H103V92H101ZM120 93H121V92H120ZM122 93H123V92H122ZM122 93H121V94H122ZM139 93H140V92H139ZM168 93H169V92H168ZM172 93H173V92H170V94L174 96L175 94H174V93L172 94ZM197 93H198L197 95L199 96V92H197ZM228 93H230V92H228ZM239 93H240V92H239ZM239 93H236V92H235V94H238L239 97H237L238 95H237V96H232V97H234V98L237 97L236 99H239V98L242 97L243 94H244V93H240V94H239ZM25 94H26V93H25ZM56 94H57V93H56ZM58 94L61 95V94H60V91H59ZM58 94H57V96H58ZM90 94H91V95L93 94V96H94V95L97 96L96 93H95V94H94V93H90ZM99 94H100V93H99ZM105 94H108V93H105ZM105 94H104L103 96H105ZM121 94H119L120 96L118 95V96H119L118 99H120V100H122L121 97L123 98V97L125 96V95L121 96ZM131 94H132V95H131ZM135 94H136V93H135ZM161 94H163V93H161ZM191 94H192V96L194 95L192 92H191ZM195 94H196V92H195ZM208 94H209V93H208ZM241 94H242V95H241ZM252 94H253V93H252ZM252 94H251V95H248V96H251V97H252V98H250V100H251V101H250L251 104H252V99L255 97V96L252 95ZM258 94H259V95H258ZM31 95H32V94H31ZM47 95H48V94H47ZM47 95H46V97H47ZM51 95H52V94H51ZM51 95H50V97H51ZM54 95H55V94H54ZM63 95H64V94H63ZM63 95H62V96H58V97H60V99L63 100L64 98H61V97H64ZM72 95H73V96H72ZM87 95H88V93H87ZM87 95H86V96H87ZM91 95H89V96H91ZM155 95H156V94H155ZM165 95L168 96L169 94H165ZM176 95H178V94H176ZM176 95H175V96H176ZM181 95H182V94H181ZM185 95H186V94H185ZM185 95H182V97H179L178 99L180 100V98L183 99L184 97H187L188 99H190L189 96H185ZM217 95L220 96L219 93H218ZM233 95H234V93H233ZM244 95H247V94H244ZM3 96H4V95H3ZM13 96H14V95H13ZM19 96H20V95H19ZM22 96H24V94H23ZM22 96H21V98H20V97H19V98L22 99ZM27 96L30 98V95H27ZM52 96H53V95H52ZM100 96H101V95H100ZM111 96H112L113 99L115 98V97H113V94H112ZM134 96H136V95H134ZM134 96H133V97H134ZM160 96H162V95H160ZM169 96H170V95H169ZM173 96H172V97L170 96V97L173 99ZM175 96H174V97H175ZM226 96H227V95H226ZM226 96H225V97H226ZM253 96H254V97H253ZM0 97H1V96H0ZM8 97H9V96H8ZM17 97H18V96H17ZM17 97H16V98H17ZM32 97H33V95H32ZM34 97H35V96H34ZM43 97H44V96H43ZM58 97H57V98H58ZM82 97H83V95H82ZM133 97H132V99H133ZM153 97H154V96H153ZM190 97H191V96H190ZM195 97H196V96H195ZM210 97H211V96H210ZM210 97H209V98H210ZM217 97H218V96H217ZM217 97H216V99H217ZM220 97H221V96H220ZM222 97H224V96H222ZM232 97H231V98H232ZM244 97H245V96H243L242 98H244ZM14 98H15V97H14ZM14 98H13V100H14ZM35 98H36V97H35ZM35 98H34V99H35ZM40 98H41V97H40ZM66 98H67V96H66ZM66 98H65V99H66ZM71 98H70V99H71ZM94 98H96V97H92L91 99H94ZM103 98H104V97H103ZM108 98H110V96H109V97L107 96V99H108ZM112 98H111V99H112ZM137 98H139V96H137ZM137 98H136V99H135V98L133 99V102H134L135 104H136V102H135L134 100H138ZM142 98H143V97H142ZM147 98H148V97H147ZM162 98H163V97H162ZM165 98H166V97H164V99H165ZM167 98H168V99H171V98H169V97H167ZM191 98H192V97H191ZM193 98H194V97H193ZM228 98H229V97H228ZM231 98L227 99V100H228L227 102H231V104H232V103H233V100H232ZM245 98H246V97H245ZM6 99H7V98H6ZM20 99H19V100H20ZM24 99H25V97L23 98V101H24ZM31 99H32V98H31ZM34 99H33V100H34ZM37 99H38V98H37ZM42 99H43V101H44V98H41V100H42ZM47 99H48V98H47ZM47 99H46V100H47ZM53 99H54V98H53ZM81 99H82V98H81ZM84 99H86V97H85ZM101 99H102V98H101ZM105 99H106V96H105ZM105 99H104V100H105ZM115 99H116V98H115ZM149 99H150V98H149ZM153 99H154V98H153ZM156 99H157V97H156ZM159 99H160V98H159ZM159 99H158V100H159ZM178 99H176V100H178ZM212 99L215 100V98H211V100H212ZM218 99H219V97H218ZM221 99H222V98H221ZM254 99H255V98H254ZM262 99H264V97H262ZM33 100H32V101H33ZM39 100H40V99H39ZM48 100H49V99H48ZM87 100H88V99H87ZM87 100H86V101H87ZM104 100H103V101H104ZM130 100H131V99H130ZM150 100H151V99H150ZM183 100H185V99H183ZM197 100H198V98H197ZM219 100H220V99H219ZM246 100H247V98H246ZM27 101H28V100H27ZM30 101H31V100H30ZM37 101H38V100H37ZM64 101L66 102V100H64ZM81 101H82V100H81ZM81 101H79V102H80V105H81ZM86 101H85V102H86ZM91 101H93V100H91ZM106 101H107V100H106ZM106 101H104V102H106ZM138 101H139V100H138ZM138 101H137V102H138ZM144 101H146V100H144ZM148 101H149V100H148ZM186 101H187V100H186ZM217 101H218V100H217ZM224 101H225V100H224ZM237 101H238V100H236V102L234 101V102H235L234 104H235L239 109H241L242 106H247V105H249L248 107H250V105H251V104H249V103H250L249 101H248V103H246L245 100H244V101L242 100V102H241V100H239L238 102H237ZM259 101H260V100H257V102L261 104V101H262V100H261L260 102H259ZM5 102H6V101H5ZM11 102H12V101H11ZM21 102H22V101H21ZM25 102H26V101H24L23 103H25ZM28 102H29V101H28ZM40 102H41V101H40ZM40 102H38V103H40ZM44 102H45V101H44ZM44 102H43V103L41 102V103L44 105ZM49 102H50V101H49ZM49 102H47V103L49 104ZM52 102H53V101H52ZM52 102H51V103H52ZM56 102H57V100H56ZM65 102H63V103L66 104ZM69 102H71V101H69ZM88 102H89V101L86 102V103L89 105V107L87 106L88 108H87L86 106H84L83 103H82V105H83L84 107H86L85 110H87V109H91L90 107H91L92 105L90 106V104H89ZM93 102H94V101H93ZM93 102H91V103H93ZM139 102L142 103V101H139ZM161 102H162V100H161ZM176 102H177V101H176ZM176 102L174 101V103H176ZM180 102H182V101H180ZM191 102H192V101H191ZM209 102H210V101H209ZM212 102H213V101H212ZM215 102H216V101H215ZM215 102H213V103H215ZM218 102H220V101H218ZM221 102H223V101H221ZM221 102H220V103H215L216 105H217V104H218V105L215 106L216 108H214V109H218L217 107L219 106L220 111H229V108H228V107H230V106L233 105V104L231 105L230 103H229V105H227V104H226L227 102H224V103L222 104ZM240 102H241L242 104L245 102V105L243 104V105L240 107V106H239V105H241ZM255 102H256V100H255ZM257 102H256V104H258ZM17 103H18V102H17ZM29 103H30V102H29ZM29 103L26 102V104H29ZM31 103L33 104V102H31ZM45 103H46V102H45ZM47 103H46V105H47ZM54 103H55V102H54ZM120 103H122V102H120ZM120 103H119V104H120ZM147 103H148V102H147ZM147 103H145V104L147 105ZM152 103H153V102H152ZM167 103H168V102H167ZM169 103H171V101H170ZM169 103H168V104H169ZM183 103H185V102H183ZM194 103H195V101H194ZM194 103H193V105H194ZM197 103H198V102H197ZM213 103H212V104H213ZM236 103H237V104H236ZM263 103H264V102H263ZM6 104H7V103H6ZM26 104H23V105L26 106ZM34 104H35V106H36V108L34 107V109H38V108H37V104H36V103H34ZM34 104H33V106H34ZM138 104H140V103H138ZM138 104H137V106H138ZM149 104L151 105L150 102L148 103V105H149ZM154 104H155V103H154ZM157 104L159 105L158 102H157ZM164 104H165V103H164ZM171 104H172V103H171ZM191 104H192V103H191ZM208 104H209V103H207V105H208ZM212 104H210V105H212ZM220 104H222V107H223L224 104H226L225 107H223V110H221L222 108H220ZM246 104H247V105H246ZM254 104H255V103H254ZM254 104H253V105H254ZM13 105H14V104H13V102H12V107H13ZM23 105H22V106H23ZM40 105H41V104H40ZM77 105H79V104H77ZM82 105H81L80 107H82ZM122 105H124V104H122ZM142 105H143V108H144V103H143ZM160 105H162V104H160ZM160 105H159V106H160ZM177 105H178V104H177ZM197 105H198V104H197ZM197 105H196V106H197ZM210 105H209V106H210ZM235 105H234V106H235ZM253 105H252V106H253ZM22 106H21V107H22ZM27 106H28V105H27ZM47 106H49V105H47ZM55 106H56V105H55ZM72 106H75V107H76V105H73V104H72ZM151 106H152V105H151ZM169 106H170V105H169ZM173 106H175V105H173ZM209 106H208V107H209ZM213 106H214V104H213ZM234 106H232V107H234ZM236 106L234 107L235 110L238 109ZM39 107H42V106H39ZM49 107H50V106H49ZM92 107H93V106H92ZM127 107H128V106H127ZM131 107H132V106H131ZM134 107H135V106H134ZM134 107H132V108H134ZM166 107H167V106H166ZM226 107H227L228 109H226ZM260 107H261V106H260ZM27 108H28V110H30V109H29L30 107H27ZM31 108H32V106H31ZM47 108H48V107H47ZM47 108H46V109H47ZM77 108H78V107H77ZM82 108H83V107H82ZM132 108H131V109H132ZM135 108H136V107H135ZM141 108H142V107H141ZM148 108H149V107L147 106V109H148ZM152 108H153V107H152ZM152 108H150V111H151ZM158 108H160V107H158ZM158 108H157V109H158ZM173 108H174V107H173ZM203 108H204V106H203ZM211 108H212V106H211ZM236 108H237V109H236ZM242 108H244V107H242ZM245 108H246V107H245ZM9 109H10V108H9ZM25 109H26V107H25ZM39 109H40V108H39ZM75 109H76V108H75ZM79 109H80V108H79ZM128 109H129V108H128ZM131 109H130V111H133V110H134V109H133V110H131ZM147 109H145L144 111H146ZM160 109H161V108H160ZM169 109H171V108L169 107ZM214 109H213V112L215 111ZM219 109L217 110V112H219ZM230 109H231V107H230ZM259 109H260V108H259ZM262 109H263V108H262ZM14 110H15V109H14ZM31 110H32V109H31ZM40 110H41V109H40ZM77 110H78V109H77ZM135 110H136V109H135ZM148 110H149V109H148ZM164 110H166V109H164ZM197 110H198V107H197ZM209 110H211V109H209ZM209 110H208V111H209ZM232 110H234V109H232ZM243 110H244V109H243ZM248 110H249V109H248ZM257 110H258V109H257ZM1 111H2V110H1ZM19 111H20V110H19ZM21 111H22V110H21ZM21 111H20V112H21ZM23 111H24V110H23ZM32 111H33V110H32ZM37 111H38V110H37ZM44 111H45V110H44ZM46 111H47V110H46ZM55 111H57V110H55ZM80 111H82V110H80ZM88 111H89V110H88ZM88 111H87V112H88ZM90 111H91V110H90ZM127 111H129V110H127ZM176 111H177V110H176ZM179 111H180V110H179ZM182 111H183V110H182ZM195 111H196V110H195ZM201 111H202V110H201ZM204 111L206 112V111H207V108H206V110H204ZM211 111H212V110H211ZM239 111H240V110H239ZM239 111H236V112H239ZM250 111H252V110H250ZM250 111H249V112H250ZM255 111H256V110H255ZM261 111H262V110H261ZM5 112H7V111H5ZM26 112H27V111H26ZM38 112H39V111H38ZM40 112H41V111H40ZM87 112H86V113H87ZM93 112H94V111H93ZM99 112H100V111H99ZM104 112H106V111H104ZM123 112H124V110H123ZM123 112L121 111V115H120L121 120L123 119V118H122V113H123ZM137 112H138V111H137ZM147 112H148V111H147ZM168 112H170V114H172V113H171L172 111H169V110H168ZM209 112H210V111H209ZM234 112H235V111H233V112H231V113H234ZM236 112H235V113H236ZM27 113H28V112H27ZM45 113H46V112H45ZM88 113H89V112H88ZM88 113H87V114H88ZM91 113H92V112H91ZM91 113H90V115L93 114V113H92V114H91ZM106 113L109 114V112H106ZM124 113H125V112H124ZM127 113H128V112H127ZM127 113H125L126 116L128 115ZM134 113H135V112H134ZM164 113H165V112H163V114H164ZM166 113H167V110H166ZM194 113H196V112H194ZM200 113H201V112H200ZM220 113H221V112H220ZM228 113H229V112H228ZM240 113H241V112H240ZM244 113H245V112H243V114H244ZM246 113H247V114H250V113H248L247 111H246ZM246 113H245V116H247ZM253 113H255V112L253 111ZM253 113H251V117L254 115ZM24 114H25V113H24ZM97 114H99V113H97ZM100 114H101V112H100ZM100 114H99V115H100ZM107 114L104 115V114L102 113V115H103L104 117H107ZM116 114H117V113H116ZM209 114H212V113H209ZM237 114H238V115H237ZM237 114H236V116H241V115H243L242 113H241V115H240L239 113H237ZM252 114H253V115H252ZM7 115H8V114H7ZM27 115H28V114H27ZM29 115H30V113H29ZM125 115H124V116H125ZM134 115H135V114H133L132 116H134ZM136 115H137V114H136ZM136 115H135V116H136ZM167 115H169V113L164 114V115H161V116L164 117V116H167ZM173 115H174V114H173ZM173 115H170V116L172 117V120L174 119V118H173ZM231 115L235 116V114H231ZM231 115H230V116H231ZM1 116H2V115H1ZM9 116H11V115H9ZM30 116H31V115H30ZM96 116H97V115H96ZM100 116H101V115H100ZM124 116H123V117H124ZM126 116H125V117H126ZM130 116H131V115H130ZM130 116H127V117L130 118ZM132 116H131V119L133 118ZM170 116H167V118H168V117L170 118ZM196 116H198V115H196ZM201 116H202V115H201ZM230 116H229V117H230ZM233 116H231V119H232ZM245 116H244V119H245ZM248 116H250V115H248ZM11 117L13 118V116H11ZM97 117H99V116H97ZM158 117H159V116H158ZM194 117H195V116H192V118H191V122L194 123V121L197 120L196 122L198 123L199 120L196 119L197 117L195 118L196 120L193 119ZM199 117H200V115H199ZM206 117H207V118H210V117H212V116L209 117V115H208V116H206ZM206 117H205V119H206ZM3 118H4V117H3ZM27 118H28V116H27ZM33 118H34V117H33ZM36 118H37V116H36ZM46 118H47V117H46ZM78 118H79V117H78ZM81 118H82V117H81ZM83 118H84V117H83ZM101 118H102V116H101ZM101 118H100V119H101ZM107 118L109 119V117H107ZM107 118H106V120H108ZM118 118H119V117H118ZM118 118H117V122H116L115 124H114V123H113V124H114V125H117L118 128H119L120 126L118 125V121H119L120 119L118 120ZM129 118H126L125 121L123 120L124 123L126 122L125 124H127L128 120L130 121ZM164 118H165V117H164ZM169 118H168L167 120H170V119H171V118H170V119H169ZM175 118H176V117H175ZM200 118H201V117H200ZM203 118H204V117H202V119H203ZM236 118H237V117H236ZM238 118H240L241 120L243 119L242 117H238ZM253 118H254V116L252 117V119H251V118H248L249 120L246 119V120H244V121H246L247 124H248V122L250 123V124H248V126H249V125L252 126L253 121H251V122H252V123H251V122H250V119L253 120ZM17 119H18V118H17ZM54 119H55V118H54ZM91 119H92V118H91ZM104 119H105V118H104ZM127 119H128V120H127ZM159 119H160V117H159L157 120H159ZM192 119H193V120H192ZM220 119H221V118H220ZM231 119L228 118V119L226 120V121H227L226 123H229L230 121H231V122L234 121V120H231ZM233 119H234V117H233ZM5 120H6V119H5ZM95 120H96V119H95ZM97 120H98V119H97ZM106 120H104V121H106ZM121 120H120V125H121V123H123V121L121 122ZM164 120H166V118L163 119V121H164ZM209 120H210V119H209ZM228 120H229V121H228ZM235 120H236V119H235ZM32 121H33V120H32ZM56 121H57V120H56ZM71 121H72V120H71ZM88 121H90V119H89ZM102 121H103V120H102ZM161 121H162V120H161ZM202 121H203V120H202ZM202 121H201V123H202ZM212 121H213V120H212ZM214 121H215V120H214ZM236 121H239V119H237ZM244 121H243V122H244ZM247 121H248V122H247ZM30 122H31V121H30ZM33 122H34V121H33ZM74 122H75V121H74ZM109 122H110V121H109ZM109 122H104V124L106 123L107 125H109V124H108ZM112 122H113V121H112ZM112 122H111V123H112ZM165 122H168V121H165ZM206 122H207V120H206ZM218 122H219V121H218ZM222 122H223V121H222V119H221V122H220V123H222ZM17 123H18V122H17ZM21 123H22V122H21ZM37 123H38V121H37ZM68 123H69V122H68ZM124 123H123V125H125ZM156 123H157V122H156ZM169 123H170V122H168V124H169ZM172 123L175 124V120H174V122L172 121ZM197 123H196V125H197ZM199 123H200V122H199ZM199 123H198V125H199ZM204 123H205V121H204ZM210 123H211V122H209V124H210ZM212 123H213V122H212ZM212 123H211V124H212ZM215 123H217V121H216ZM232 123H233V122H232ZM234 123H235V122H234ZM239 123H240V121H239ZM5 124H6V123H5ZM27 124H28V123H27ZM38 124H39V123H38ZM70 124H71V122H70ZM70 124H69V125H70ZM92 124H93V123H92ZM98 124H99V123H98ZM158 124H159V123H157L156 126H157ZM163 124L166 125V123H163ZM174 124L171 125V123H170V125H171L172 128L174 127ZM202 124H203V123H202ZM213 124H214V123H213ZM237 124H238V122H237ZM244 124H245V122L243 123V125H244ZM263 124H264V123H263ZM20 125H21V124H20ZM22 125H23V124H22ZM29 125H30V124H29ZM44 125H45V124H44ZM71 125H72V124H71ZM95 125H96V124H95ZM111 125H112V124H111ZM151 125H153V124H151ZM151 125H150V126H151ZM161 125H162V123H161ZM161 125H158L157 127H156L155 125H154V126H155V128H158V127L161 126ZM165 125H164V126H165ZM170 125H167V126L170 127ZM189 125H191V124H189ZM189 125L186 124V126H187L186 129H187L188 127H189V128L191 127V126H189ZM196 125L193 124V127L196 126ZM198 125H197V126H198ZM200 125H201V124H200ZM218 125H219V124H218ZM218 125H217V130L220 129V128H218V127H221V126H218ZM220 125H221V124H220ZM233 125H234V124H233ZM235 125H236V124H235ZM238 125H239V124H238ZM245 125H246V124H245ZM253 125H254V124H253ZM4 126H5V125H4ZM15 126H16V125H15ZM72 126H74V125H72ZM109 126H110V125H109ZM121 126H122V125H121ZM148 126H149V125H148ZM154 126H153V128H154ZM202 126H204V125H202ZM211 126H212V128H213V127L215 126V124H214V126H213V125H211ZM211 126H210V127H211ZM250 126H249V128H250ZM1 127H2V126H1ZM112 127L115 128V126H113V125H112ZM112 127H111V128H112ZM145 127H146V126H145ZM193 127H192V128H193ZM228 127H229V126H228ZM7 128H8V127H7ZM7 128H5V129H7ZM16 128H17V127H16ZM73 128H74V127H73ZM76 128H77V126H76ZM114 128H113V129H114ZM118 128H117V129H118ZM162 128H163V127H162ZM194 128H195V127H194ZM205 128H206V127H205ZM231 128H233V127H231ZM231 128H230V130H229V129H228V130H229L230 132H232V133H229L228 135H227L228 130H227V133H226V134H225L226 131H225V132H222L223 130H221V131H217V130H215L216 132H219L218 136H219L220 134H221V135H220L218 138H215V137H213V136H212V138H211V139L214 141V142H213V143H214V146H213V148H212V146H210V147H211L212 150H214V151H213L212 153H211V152L208 153L209 150L207 149V150H208V151L206 150L207 153L205 152V154H203V155H201L200 151H197V152L199 153V155L201 156V162H198V161H197L198 164H199V163L202 164L203 162H204V163H206V162H211V160H213V158L215 157V155H217V154H216V150H217V151L219 150V151L217 152L218 154L221 153L220 151H224V150H226L228 147H227L226 143H223V142H224L223 140L225 139L226 136H227L226 138L228 139V141H230L229 139H234L236 135H237V136H239V134H240V135H241V134L243 135L242 132L240 133L241 130H240V131H237V130H239L240 128H239V129L236 128L234 131H235V133H236V131H237V134H236V135H233V136L231 135L233 138H231V136L229 137L230 134H235V133H233L234 131H231ZM246 128L248 129V131H250V129H249L248 127H246ZM14 129H15V128H14ZM90 129H91V128H90ZM92 129H93V128H92ZM102 129H103V128H102ZM143 129H144V127H143ZM146 129H148V127H147ZM146 129H144V130H146ZM149 129H152V128H149ZM165 129H166V128H165ZM183 129H184V127L182 128V130H183ZM243 129H244V128H242V130H243ZM247 129H244V130H245L244 133H246V130H247ZM7 130H8V129H7ZM115 130H116V128H115ZM119 130H121V127H120ZM122 130H123V131H120V132L123 133V132H124V129L122 128ZM126 130H127V129H126ZM139 130H140V129H139ZM166 130H167V129H166ZM168 130H169V129H168ZM195 130H197V129H195ZM199 130H200V131H199V133H200V132H201V129H199ZM213 130H214V129H213ZM213 130H212V131H213ZM11 131H12V129H11ZM22 131H23V130H22ZM24 131H25V130H24ZM130 131L133 132L134 130H130ZM140 131H141V130H140ZM140 131H139V133H140ZM148 131H149V130H147V133H145V134H146V137H147V142H146V143L144 142L143 151H145V152H147V153H149V154L146 155V156H145V154H144V156L147 158V156L150 155V151H155V152L157 151L158 154H156V153H155V154L158 155L159 158H158V156H155V155L152 156V155H150V157H152L153 161L156 160L155 163L152 161L154 164H152L151 161H150V163H151L152 165H154V166H152V167H155V170L160 171V170L158 169L159 167H157V166H160L161 163H162V166H160V169H162V167H163V165H164V166L167 168V170L164 169L165 167H163V169H164L165 171H167L168 174H169L170 169H171V171H172V168H171L172 164L174 163L173 165L175 166V164L177 165V163H175V162H176V159H175V162L171 163V160H170L171 158H170L169 155L167 154V152H168V148H166V145H167V143H169V145H170V142H171V141L169 142V140L172 139V142H173V139L176 140V138H177L179 135H178L177 137L175 136V137L169 138L168 135L171 134V132H169V133L164 132V133L166 134V135H165V134H162V132H161L162 130H161V131H160L161 134H159L160 132H159V133L157 132V133H158V136H157V135L155 134V132L153 133V132H148ZM150 131H151V130H150ZM152 131H153V130H152ZM158 131H159V130H158ZM169 131H170V130H169ZM202 131H203V130H202ZM215 131H214V132H215ZM248 131H247V132H248ZM117 132H118V131H117ZM145 132H146V131H145ZM181 132H182V131H181ZM188 132H190V133H191V136H192V132H193V131L191 132V131H188V129H187V133H188ZM197 132H198V130H197ZM210 132H211V131H210ZM216 132H215V133H216ZM4 133H5V132H4ZM13 133H14V132H13ZM23 133H24V132H23ZM129 133H131V132H129ZM133 133H134V132H133ZM135 133H138V132L135 131ZM142 133H143V132H142ZM183 133H184V132H183ZM187 133H186V134H187ZM190 133H188V134L190 135ZM204 133H205V132H204ZM211 133H212V132H211ZM211 133H208V134H211ZM215 133H213L214 136H217V133H216V134H215ZM248 133H249V132H248ZM9 134H10V133H9ZM57 134H58V133H57ZM70 134H71V133H70ZM70 134H69V135H70ZM119 134H120V133H119ZM167 134H168V135H167ZM202 134H203V133H202ZM223 134H225L224 137H223ZM4 135H5V134H4ZM11 135H12V134H11ZM25 135H26V134H25ZM30 135H31V134H30ZM120 135H121V134H120ZM134 135H135V134H134ZM159 135H161V136H162V135H165V136L161 137V139L159 138V140H158V139L155 140L154 138H155V137H156V138L159 137ZM171 135H172V134H171ZM171 135H170V137H171ZM184 135H185V134H184ZM211 135H212V134H211ZM242 135H241V136H242ZM250 135H251V134H250ZM254 135H255V134H254ZM260 135H261V133H260ZM118 136H119V135H118ZM139 136H140V135H139ZM166 136L168 137L167 139H169L167 142H166L167 139L164 138V137H166ZM198 136H199V135H198ZM198 136L196 135V137H198ZM243 136H244V135H243ZM247 136H248V135H247ZM71 137H72V136H71ZM120 137H121V136H120ZM129 137H130V136H129ZM129 137H127L128 140H129ZM142 137H143V135H142ZM181 137H183V135H182ZM189 137H190V136H188V139H187V140H189ZM203 137H204V136H203ZM206 137H207V136H206ZM210 137H211V136L209 135V140H211ZM220 137H221V138L223 137V139H220ZM228 137H229V138H228ZM239 137H240V136H239ZM263 137H264V136H263ZM31 138H32V137H31ZM40 138H41V137H40ZM143 138H144V137H143ZM163 138H164V139H163ZM191 138L194 139L193 136H192ZM198 138H201V140H204V139H205V138H202V137H198ZM236 138H237V137H236ZM246 138H247V137H246ZM5 139H6V138H5ZM5 139H4V140H5ZM10 139H11V138H10ZM12 139H14V138L12 137ZM121 139H122V137L119 138V140H121ZM131 139H132V138H131ZM134 139L136 140V138H133V140H134ZM144 139H145V138H144ZM179 139H180V138H179ZM184 139H185V138H184ZM248 139H250V138H248ZM248 139H246V141H247ZM33 140H35V139H33ZM86 140H87V139H85V141H86ZM124 140H125V139H124ZM128 140H127V141H128ZM139 140H140V139H139ZM139 140L137 139V142H136V143H138ZM194 140L196 141L197 139H194ZM194 140H193V141H194ZM201 140H200V141H201ZM220 140H222V141H220ZM190 141H191V140H190ZM190 141H188L186 145H188V143L190 144ZM200 141L196 142V143H198V146H199V142H200ZM226 141H227V140H226ZM248 141H249V140H248ZM33 142H34V141H33ZM37 142H38V141H37ZM128 142H130V140H129ZM172 142H171V143H172ZM174 142H175V141H174ZM204 142H205V141H204ZM206 142H207V141H206ZM230 142H231V141H230ZM243 142H244V141H243ZM254 142H255V141H254ZM16 143H17V142H16ZM29 143H30V142H29ZM38 143H39V142H38ZM41 143H42V142H41ZM72 143H73V142H72ZM86 143H87V142H86ZM123 143H124V142H123ZM179 143H180V142H179ZM179 143H178V144H179ZM182 143H183V141H182ZM185 143H186V142H185ZM201 143H203V142L201 141ZM232 143H233V142H232ZM232 143H231V144H232ZM252 143H253V142H252ZM18 144H19V143H18ZM30 144H31V143H30ZM174 144H175V143H174ZM180 144H181V143H180ZM241 144H243V143H241ZM253 144H254V143H253ZM255 144H257V143H255ZM33 145H34V144H33ZM72 145H73V144H72ZM128 145H130V143H129ZM131 145L133 146V143H131ZM172 145H173V143L171 144V147H172ZM183 145H185V144L183 143ZM196 145H197V144H196ZM212 145H213V144H212ZM42 146H43V145H42ZM132 146H130V147H132ZM189 146H190V145H189ZM192 146H193V145H191L190 147H192ZM198 146H197V147H198ZM37 147H39V146H37ZM85 147H86V146H85ZM119 147H120V146H119ZM130 147H129V149H130V150H133V148L131 149ZM173 147H174V146H173ZM173 147H172V148H173ZM180 147H181V145H180ZM180 147H179V148H180ZM185 147H186V146H185ZM193 147H194V146H193ZM210 147H209V148H210ZM230 147H231V146H230ZM252 147H253V146H252ZM254 147H255V146H254ZM254 147H253V148H254ZM262 147H263V146H262ZM17 148H18V147H17ZM28 148H29V147H28ZM33 148L36 150L35 147H33ZM113 148H114V147H113ZM140 148H141V147H140ZM179 148H178V149H179ZM181 148H182V147H181ZM181 148H180V151H182ZM187 148L189 149V147H186L185 149L187 150ZM225 148H226V149H225ZM244 148H245V147H244ZM244 148H242V149H244ZM257 148H258V147H257ZM257 148H256V149H257ZM87 149H88V148H87ZM129 149H127L126 151H128ZM178 149H177V150H178ZM196 149H197V148H196ZM196 149H194V150L196 151ZM229 149H230V148H229ZM229 149H228V150H229ZM242 149H241V150H242ZM249 149H250V148H249ZM261 149H262V148H261ZM19 150H20V149H19ZM21 150H22V149H21ZM25 150H26V149H24V151H25ZM124 150H125V149H124ZM172 150H173V149H172ZM177 150H176V151H177ZM233 150H234V149H233ZM244 150H245V149H244ZM27 151H28V150H27ZM27 151H26V152H27ZM126 151H123V152L126 153ZM137 151H138V150H137ZM174 151H175V150H174ZM178 151H179V150H178ZM210 151H211V150H210ZM229 151H230V150H229ZM239 151H240V150H239ZM249 151H251V149H250ZM263 151H264V149H263ZM13 152H14V151H13ZM32 152H33V150H32ZM89 152H91V151H88L87 153H89ZM93 152H94V150H93ZM113 152H114V151H113ZM113 152H111V153H113ZM132 152H133V151H132ZM132 152H131V153H132ZM135 152H136V151H135ZM135 152H134V153H135ZM184 152H185V150H184ZM186 152H187V151H186ZM219 152H220V153H219ZM231 152H232V151H231ZM240 152H242V151H240ZM38 153H39V152H38ZM114 153H115V152H114ZM114 153H113V155L115 156L116 153H115V154H114ZM127 153H128V152H127ZM127 153H126V154H127ZM131 153H128V154H131ZM179 153H180V152H179ZM202 153H204V152H202ZM223 153H224V152H223ZM223 153H222V155L225 154V153H224V154H223ZM226 153H227V152H226ZM246 153H248V152H246ZM246 153H244V154H242V155L244 156ZM22 154H23V152H22ZM26 154H27V153H26ZM152 154H153V153H152ZM172 154H173V155H175V154L177 155V152H176L175 154L171 152V155H172ZM180 154H181V153H180ZM234 154H235V153H234ZM248 154H250V153H248ZM23 155H25V154H23ZM29 155H30V154H29ZM109 155H110V154H109ZM123 155H124V154H123ZM134 155H135V154H134ZM178 155H179V154H178ZM178 155H177V156H178ZM195 155H196V154H195ZM226 155H227V154H225V156H226ZM231 155H233V154H231ZM33 156H34V155H33ZM111 156H112V154H111ZM128 156H129V155H128ZM131 156H132V155H131ZM131 156H129V157H131ZM177 156H176V157H177ZM180 156H181V155H179L178 158L180 159V161H182L184 158L181 159L182 157L180 158ZM182 156H183V154H182ZM186 156H187V155H186ZM186 156H184V157H186ZM227 156H228V155H227ZM227 156H226V157H227ZM243 156H242V157H243ZM22 157H23V156H22ZM30 157H31V155H30ZM42 157H43V156H42ZM47 157H48V156H47ZM51 157H52V156H51ZM67 157H68V155H67ZM72 157H73V156H72ZM96 157H97V156H96ZM107 157H108V154H107ZM117 157H118V156H117ZM119 157H120V156H119ZM125 157H126V156H124V158H125ZM132 157H133V156H132ZM136 157H137V156H136ZM141 157H142V155H141ZM154 157H156V159H154ZM160 157H161V159H160ZM194 157H195V156H194ZM219 157H221V155L218 156V158H219ZM228 157H229V156H228ZM228 157H227V158H228ZM232 157L234 158V156H232ZM245 157L247 158L248 155H246ZM250 157H251V156H250ZM250 157H248V160H247V161H250ZM252 157H253V154H252ZM258 157H259V156H258ZM43 158H44V157H43ZM45 158H46V157H45ZM52 158H53V157H52ZM76 158H77V157H76ZM127 158H128V157H127ZM138 158H139V157H138ZM138 158H137V159H138ZM146 158H145V159H146ZM173 158H175V156H174ZM222 158H223V160H225V158L222 156V157L220 158L221 161H219V163L222 162ZM227 158H226V159H227ZM230 158H231V157H230ZM230 158H229V160H231V162H232V159H230ZM21 159H22V158H21ZM41 159H42V158H41ZM69 159H70V157H69ZM72 159H73V158H72ZM88 159H89V158H88ZM110 159H111L112 162H113V157H111ZM114 159H116V156H115ZM132 159H133V158H132ZM137 159H136V160H137ZM148 159H149V158H148ZM157 159H158V160H157ZM192 159H193V158H192ZM215 159H216V157H215ZM220 159H219V160H220ZM244 159H245V158H244ZM53 160H54V158H53ZM55 160H56V159H55ZM65 160H66V157H65ZM75 160H76V159H75ZM90 160H91V159H90ZM97 160H98V158H97ZM97 160H96V161H97ZM102 160H103V159H102ZM133 160H134V159H133ZM146 160H147V159H146ZM198 160H199V159H198ZM216 160H217V163H218V159H216ZM245 160H246V159H245ZM245 160H243V161L245 162ZM251 160H252V158H251ZM32 161H33V160H32ZM85 161H86V160H85ZM96 161H95V163H96ZM100 161H101V159H100ZM107 161H108V160H107ZM137 161H138V160H137ZM140 161H141V160H140ZM140 161H139L138 163H140ZM158 161L161 162L160 165H158ZM192 161H194V159H193ZM199 161H200V160H199ZM234 161H235V160H234ZM237 161H239V160H237ZM27 162H28V161H27ZM54 162H55V161H54ZM72 162H73V161H72ZM88 162H90V161L88 160ZM93 162H94V161H93ZM101 162H102V161H101ZM135 162H136V161H135ZM194 162H195V161H194ZM212 162H214V161H212ZM231 162H230V163H231ZM31 163H32V162H31ZM33 163H35V162H33ZM98 163H100V162H98ZM105 163H106V162H105ZM138 163H137V165H138ZM183 163H184V165H185V162H184V161H183ZM183 163H182V165H183ZM195 163H196V162H195ZM230 163H229V164H230ZM242 163H243V162H242ZM242 163L240 162V164H242ZM261 163H262V161H261ZM91 164H92V163H91ZM116 164H117V163H116ZM118 164H119V163H118ZM140 164H141V163H140ZM198 164H196L195 166H196V167H197V166H202L201 164H200V165H198ZM209 164H210V165H209ZM209 164H208V165H209L210 167L214 165V164L211 165V163H209ZM223 164H225V163H223ZM223 164H222V165H223ZM226 164H227V163H226ZM232 164H233V163H232ZM232 164H230V167L233 166ZM246 164H247V163H246ZM246 164H244V165H246ZM30 165H31V164H30ZM39 165H40V164H39ZM47 165H48V164H47ZM75 165H76V164H75ZM79 165L81 166V163H80ZM92 165H94V164H92ZM97 165H98V164L96 163V166H97ZM111 165H112V164H111ZM133 165H134V164H133ZM147 165H149V164L147 163ZM179 165H181V164H179ZM80 166H78V167H80ZM88 166H89V165H88ZM90 166H91V165H90ZM109 166H110V165H109ZM112 166H113V165H112ZM114 166H115V165H114ZM150 166H151V165H150ZM150 166H149V167H150ZM215 166H216V165H214V167H215ZM224 166L227 167L226 165H224ZM224 166H223V167H224ZM235 166H236V165H235ZM235 166H234V167H235ZM251 166H252V165H251ZM15 167H16V166H15ZM17 167H18V166H17ZM51 167H52V165H51ZM81 167H82V166H81ZM101 167H102V166H101ZM123 167H124V166H123ZM125 167H126V166H125ZM125 167H124V168H125ZM172 167H173V166H172ZM186 167H187V166H186ZM204 167H205V166H204ZM223 167H221V169H222ZM225 167H224V168H225ZM54 168H56V166H55ZM57 168H58V167H57ZM84 168H85V167H84ZM86 168H88V167L86 166ZM86 168H85V169H86ZM89 168H90V167H89ZM104 168H105V167H104ZM107 168H108V167H107ZM109 168H110V167H109ZM139 168H140V166H139ZM139 168H138V169H139ZM177 168H178L179 170L181 169L180 166L177 167ZM201 168H202V167H201ZM235 168H236V167H235ZM33 169H34V168H33ZM93 169H94V168H93ZM101 169H102V168H101ZM111 169H112V168H111ZM152 169H153V168H152ZM163 169H162V170H163ZM231 169H232V168H231ZM27 170H28V169H27ZM27 170H26V172H27ZM35 170H36V169H35ZM71 170H72V169H71ZM73 170H74V169H73ZM88 170L90 171V169H88ZM107 170H109V169H107ZM133 170H134V169H133ZM133 170H131L132 173H130V172H128V173H130V174H134V173H137V172L139 173V171H137V172L134 171V172H133ZM141 170H142V169H141ZM148 170H149V169H148ZM164 170H163V171H160L161 174H162V172L165 173ZM168 170H169V171H168ZM173 170H174V169H173ZM181 170H184L183 167H182ZM195 170H197V168H195ZM210 170H211V169H210ZM213 170H216V169L214 168ZM218 170H220V167L218 168ZM222 170H223V169H222ZM245 170H246V169H245ZM62 171H63V170H62ZM83 171H84V170H83ZM85 171H87V169H86ZM89 171H88V172H89ZM92 171H93V170H92ZM118 171H119V170H118ZM142 171H143V170H142ZM144 171H145V172H144V174H145L147 170H144ZM223 171H224V170H223ZM32 172H33V171H32ZM60 172H61V171H60ZM66 172H67V171H66ZM70 172H71V171H70ZM120 172H121V171H120ZM147 172H148V171H147ZM150 172H151V171H150ZM160 172H159V173H160ZM167 172L165 173V175L167 174ZM181 172H182V171H181ZM199 172H200V171H199ZM211 172H212V170H211ZM211 172L208 174V176L211 175ZM220 172H221V171H220ZM220 172H219V174H220ZM33 173H34V172H33ZM75 173H76V172H75ZM90 173H92V172H90ZM94 173H95V172H94ZM126 173H127V172H126ZM142 173H143V172H142ZM153 173H154V171H153ZM155 173H157V172L155 171ZM159 173H157V174H158L160 177H162L161 174H159ZM170 173H171V172H170ZM212 173H213V172H212ZM216 173H218V172H216ZM221 173H222V172H221ZM226 173H227V172H226ZM248 173H249V171H248ZM10 174H11V173H10ZM25 174H27V173H25ZM69 174H70V173H69ZM76 174H77V173H76ZM85 174H86V172H85ZM120 174H121V173H120ZM146 174H148V173H146ZM194 174H198V173H195V171H194ZM238 174H239V173H238ZM242 174H245V173H242ZM260 174H261V173H260ZM1 175H2V174H1ZM7 175H8V174H7ZM37 175H38V174H37ZM39 175H40V173H39ZM44 175H45V174H44ZM66 175H67V174H66ZM88 175H89V173H88ZM88 175H86L87 177L85 176L86 179L88 178ZM95 175H97V174H95ZM112 175H115V174H112ZM117 175H118V174H117ZM121 175H122V174H121ZM134 175H135V174H134ZM134 175H132V177H134ZM158 175H157V176H158ZM162 175H163V174H162ZM182 175H183V174H182ZM198 175H200V177H201V172H200V174H198ZM206 175H207V174H206ZM220 175H221V174H220ZM234 175H235V174H234ZM240 175H241V174H239V176H240ZM261 175H263V174H261ZM97 176H98V175H97ZM99 176H100V175H99ZM115 176H116V175H115ZM135 176H137V174H136ZM138 176H139V175H138ZM138 176H137V177H138ZM140 176H142V175H140ZM145 176H146V177H145ZM145 176H144L145 178H148V179H149V176H148V175H145ZM150 176H151V175H150ZM159 176H158V177H159ZM171 176H173L174 179H175L174 173H173L172 175L169 174V177H168V178L170 179ZM193 176H194V175H193ZM203 176H204V174H203ZM203 176H202V177H203ZM208 176H206V178H207ZM212 176H213V175H212ZM221 176H223V175H221ZM227 176H228V174L226 175V178H227ZM13 177H14V176H13ZM19 177H20V176H19ZM44 177H45V176H44ZM67 177H68V176H67ZM69 177H72V173H71V176L69 175ZM73 177H74V176H73ZM73 177H72V178H73ZM75 177H76V176H75ZM83 177H84V176H83ZM89 177H93V175H92V176H89ZM100 177H101V176H100ZM117 177H118V176H117ZM122 177H124V176H122ZM142 177H143V176H142ZM158 177H157V178H158ZM202 177H201V178H202ZM219 177H220V176H218L217 178H219ZM223 177H224V176H223ZM230 177H231V176H230ZM3 178H4V177H3ZM47 178H48V177H47ZM118 178H119V177H118ZM138 178H139L138 180L140 181L141 178H140V177H138ZM203 178H205V177H203ZM208 178H209V177H208ZM210 178H211V177H210ZM214 178H215V176H214ZM226 178H225V179H226ZM228 178H229V177H228ZM228 178H227V180H230V179H228ZM55 179H56V178H55ZM60 179H61V177H60ZM64 179H66V178H64ZM88 179H89V178H88ZM88 179H87V180L84 179V181L87 182ZM96 179H97V178H96ZM102 179H103V178H102ZM102 179H101V180H102ZM105 179H108V177H107V178L104 177V180H105ZM197 179H198V177H197ZM233 179H235V177L232 178V180H233ZM238 179H239V178H238ZM76 180H77V179H76ZM91 180H92V178H91ZM91 180H90V181H91ZM110 180H111V178H110ZM113 180H114V178H113ZM115 180H116V179H115ZM152 180H153V179H152ZM170 180H171V179H170ZM170 180H169V183H170ZM172 180H173V179H172ZM172 180H171V182H172ZM192 180H194V179L192 178ZM202 180H204V179H202ZM202 180L199 179V182L202 181ZM218 180H219V179H218ZM218 180H217V181H218ZM17 181H18V180H17ZM58 181H59V180H58ZM61 181H63V179H62ZM73 181L75 182L74 179H73ZM77 181H78V180H77ZM80 181H81V180H80ZM80 181H78V183H80ZM82 181H83V180H82ZM141 181H142V179H141ZM141 181H140V182H141ZM146 181H147V179H146ZM150 181H151V180H150ZM155 181H157V180H155ZM165 181H166V180H165ZM185 181H187V180H185ZM213 181H214V180H213ZM217 181H216V182H217ZM244 181H245V180H244ZM256 181H257V180H256ZM59 182H60V181H59ZM64 182H65V181H64ZM64 182H62V183H64ZM166 182H167V181H166ZM173 182H174V181H173ZM176 182H177V179H176ZM206 182H207V181H206ZM218 182H219V181H218ZM221 182H222V181H221ZM230 182H231V181H230ZM230 182H229V183H230ZM248 182L250 183V181H248ZM248 182H245V183L248 184ZM3 183H4V182H3ZM60 183H61V182H60ZM84 183H85V182H84ZM84 183H82V184H80V185H83ZM89 183H91V182H88L87 184H89ZM141 183H143V182H141ZM163 183L165 184V187H166V183H165V182H163ZM163 183H162V185H163ZM167 183H168V182H167ZM178 183H179V182H178ZM178 183H177V184H178ZM180 183H181V181H180ZM180 183H179V184H180ZM182 183H184V181H182ZM182 183H181V184H182ZM201 183H203V181H202ZM213 183H214V182H213ZM219 183H220V182H219ZM231 183H232V182H231ZM11 184H12V183H11ZM53 184H54V183H53ZM55 184H56V183H55ZM57 184H59V183L57 182ZM154 184H155V183H154ZM158 184H160V183H158ZM173 184H174V183H173ZM173 184H171V186H173ZM181 184H180V185H181ZM205 184H206V183H205ZM250 184H251V183H250ZM16 185H17V184H16ZM67 185H68V184H67ZM90 185H91V184H90ZM162 185H161V187H162ZM174 185L176 186V183H175ZM183 185H184V184H183ZM186 185H187V184H186ZM186 185H185V187H186ZM200 185H201V184H200ZM202 185H203V184H202ZM202 185H201V186H202ZM207 185H208V183H207ZM209 185H210V184H209ZM217 185H218V184H217ZM19 186H20V185H19ZM57 186H58V185H57ZM77 186H79V185L77 184V185H76V188H77ZM156 186H157V185H156ZM156 186H155V187H156ZM168 186L171 187L170 184H169V185L167 184V187H166V188H168ZM175 186H173V187H175ZM203 186H204V185H203ZM245 186H246V185H245ZM249 186H251V185L248 184L247 187H249ZM3 187H4V186H2V188H3ZM58 187H59V186H58ZM91 187H94V185L92 184ZM117 187H118V186H117ZM157 187H158V186H157ZM159 187H160V185H159ZM163 187H164V186H163ZM205 187H206V185H205ZM0 188H1V187H0ZM2 188H1V189H2ZM6 188H7V187H6ZM81 188H82V187H81ZM84 188H86V187H84ZM84 188H83V189H84ZM166 188H165V190H167ZM57 189H58V188H57ZM67 189H68V188H67ZM78 189H79V188H78ZM87 189H89V188H88V185H87ZM153 189H154V188H153ZM172 189H173V188H172ZM2 190H3V189H2ZM74 190H75V189H74ZM79 190L82 191V189H79ZM163 190H164V189H163ZM168 190H169V188H168ZM8 191H9V190H8ZM10 191H11V190H10ZM56 191H57V190H56ZM83 191H84V190H83ZM85 191L87 192L88 190H85ZM155 191H156V190H155ZM169 191H170V190H169ZM169 191L166 192V194L170 193ZM262 191H263V190H262ZM61 192H62V190H61ZM157 192H158V191H157ZM1 193H2V192H0V198L3 197V200H2V207H3L4 211H6V213L8 214V216L11 217V219H13V221H15V222H17V224H19L20 228H22V229L24 230V232H26V233L31 237L32 240H34L35 242H37V243H39V244H41V245H44V246L47 245V246H50V247L61 248V249L65 250L68 254H72V255H74V257H75L78 261L82 262L83 264H96V262H94V259H91V258H90L91 256H90V255H89V254H88L83 248H81V247H77V246L75 247V245H74L71 241H62V240L56 239L55 237L49 236V234H46L45 231H44V232H43V231H40V230L36 229L35 227H33L31 224L27 223V221H25V219L23 218L24 216L22 217V214H20V213L18 212V209L16 210V209L14 208V206L10 203V201H9L10 199L8 200V198H7V197H4V195H2ZM80 193H81V195H82L83 192H80ZM84 193H85V192H84ZM60 194H61V193H60ZM77 194H78V193H77ZM89 194H90V193H89ZM91 194H92V192H91ZM121 194H122V193H121ZM186 194H187V192H186ZM56 195H57V194H56ZM66 195H67V194H66ZM83 195H84V194H83ZM85 195H86V193H85ZM122 195H123V194H122ZM184 195H185V194H184ZM62 196H63V195H62ZM75 196H76V195H75ZM86 196H87L86 198H88V195H86ZM150 196H151V193H150ZM170 196H171V194H170ZM176 196H177V195H176ZM9 197H10V196H9ZM67 197H68V195H67ZM167 197H168V195H167ZM261 197H262V196H261ZM6 198H7V199H6ZM68 198H69V197H68ZM71 198H72V197H71ZM149 198H151V197H149ZM149 198H148V199H149ZM160 198H161V197H160ZM164 198H165V197H164ZM168 198H169V197H168ZM175 198H176V197H175ZM184 198H185V197H184ZM84 199H85V197H84ZM89 199H90L91 201H93V200H92L93 198H92V199L89 198ZM94 199H95V198H94ZM123 199H124V197H123ZM152 199H153V198H152ZM260 199H261V198H260ZM44 200H46V199H44ZM69 200H70V199H69ZM158 200H159V199H158ZM160 200H161V199H160ZM184 200H185V199H184ZM257 200H258V199H257ZM63 201H64V200H63ZM94 201H95V200H94ZM186 201H187V198H186ZM34 202H35V201H34ZM64 202H65V201H64ZM83 202H84V200H83ZM86 202H87V201H86ZM89 202H90V201H89ZM171 202H172V200H171ZM178 202H179V201H178ZM67 203H68V202H67ZM84 203H85V202H84ZM28 204H29V203H28ZM68 204H69V203H68ZM68 204H67V205H68ZM87 204H88V203H87ZM91 204H92V203H91ZM182 204H183V203H182ZM18 205H20V204H18ZM42 205H43V204H42ZM46 205H47V204H46ZM89 205H90V204H89ZM92 205H93V204H92ZM94 205H95V204H94ZM148 205H149V204H148ZM169 205H170V204H169ZM33 206H34V204H33ZM74 206H76V205H74ZM87 206H88V205H87ZM144 206H145V205H144ZM152 206H153V205H152ZM154 206H155V205H154ZM130 207H132V206H130ZM95 208H96V207H95ZM144 208H145V207H144ZM233 208H234V207H233ZM57 209H58V208H57ZM91 209H93V207H92ZM158 209H159V208H158ZM219 209H220V208H219ZM219 209H218V210H219ZM256 209H257V208H256ZM54 210H55V208H54ZM94 210H95V209H94ZM116 210H117V209H116ZM253 210H254V209H253ZM253 210H252V211H253ZM49 211H50V210H49ZM64 211H65V210H64ZM71 211H72V210H71ZM91 211H92V210H91ZM117 211H118V210H117ZM138 211H139V210H138ZM146 211H147V210H146ZM154 211H155V210H154ZM212 211H213V210H212ZM258 211H259V210H258ZM44 212H45V211H44ZM115 212H116V211H115ZM27 213H28V212H27ZM70 213H71V212H70ZM82 213H83V212H82ZM94 213H95V212H94ZM102 213H103V212H102ZM127 213H128V212H127ZM127 213H126V214H127ZM140 213H141V212H140ZM150 213H151V212H150ZM242 213H243V212H242ZM121 214H122V212H121ZM136 214H138V213H136ZM151 214H152V213H151ZM153 214H154V213H153ZM153 214H152V215H153ZM183 214H184V213H183ZM185 214H186V213H185ZM43 215H44V214H43ZM69 215H70V214H69ZM84 215H85V214H84ZM91 215H92V214H91ZM127 215H128V214H127ZM130 215H131V214H130ZM134 215H135V214H134ZM146 215H147V213H146ZM243 215H244V214H243ZM33 216H34V215H33ZM39 216H40V214H39ZM109 216H111V215H109ZM125 216H126V215H125ZM113 217H115V216H113ZM118 217H119V215H118ZM121 217H122V216H121ZM133 217H134V216H133ZM137 217H138V216H137ZM183 217H184V216H183ZM82 218H83V217H82ZM109 218H110V217H109ZM125 218H126V217H125ZM129 218H130V217H129ZM135 218H136V217H135ZM135 218H134V219H135ZM179 218H180V217H179ZM184 218H185V217H184ZM37 219H38V218H37ZM52 219H54V218H52ZM106 219H107V218H106ZM138 219H139V221H140V218H138ZM153 219H154V218H153ZM26 220H27V219H26ZM29 220H30V219H29ZM29 220H28V221H29ZM108 220H109V219H108ZM117 220H118V219H117ZM130 220H131V219H130ZM154 220H155V219H154ZM208 220H209V219H208ZM217 220H218V219H217ZM0 221H1V220H0ZM9 221H10V220H9ZM46 221H47V220H46ZM111 221H112V220H111ZM121 221H123V220H121ZM124 221H126V220H124ZM124 221H123V222H124ZM131 221H132V220H131ZM131 221H130V223H131ZM137 221H138V220H137ZM144 221H145V220H144ZM152 221H153V220H152ZM155 221H156V220H155ZM161 221H162V220H161ZM7 222H8V221H7ZM30 222H31V221H30ZM40 222H41V220H40ZM83 222H84V221H83ZM109 222H110V221H109ZM135 222H136V221H135ZM135 222H134V223H135ZM159 222H160V221H159ZM166 222H167V221H166ZM8 223H9V222H8ZM112 223H113V222H112ZM115 223H116V222H115ZM119 223H120V222H119ZM139 223H140V222H139ZM145 223H146V222H145ZM164 223H165V222H164ZM10 224H11V223H10ZM10 224H9V225H10ZM128 224H129V223H128ZM131 224H133V223H131ZM157 224H158V223H157ZM157 224L155 223V226H156L157 230L159 231V227H157ZM159 224H160V223H159ZM159 224H158V226H159ZM183 224H184V222H183ZM43 225H44V224H43ZM111 225H112V224H111ZM114 225H115V224H114ZM147 225H148V224H147ZM150 225H151V224H150ZM150 225H149V226H150ZM160 225H161V224H160ZM217 225H218V224H217ZM4 226H5V225H4ZM126 226H127V225H126ZM133 226H134V225H133ZM135 226H136V225H135ZM137 226H138V223H137ZM142 226H143V225H142ZM151 226H152V225H151ZM153 226H154V225H153ZM155 226H154V227H155ZM161 226H163V225H161ZM161 226H160V227H161ZM164 226H165V225H164ZM178 226H179V225H178ZM213 226H214V225H213ZM221 226H222V225H221ZM108 227H109V226H108ZM120 227H121V226H120ZM122 227H123V225H122ZM122 227H121V228H122ZM138 227L140 228V226H138ZM138 227H137V229H138ZM168 227H169V226H168ZM168 227H167V228H168ZM112 228L114 229V227H112ZM125 228H126V227H125ZM161 228L164 230L165 227H164V228L161 227ZM161 228H160V230H161ZM170 228H172V227H170ZM178 228H179V227H178ZM123 229H124V228H123ZM123 229H122V230H123ZM134 229H135V228H134ZM134 229H133V230H134ZM150 229H151V228H150ZM181 229H182V228H181ZM65 230H66V229H65ZM116 230H117V229H116ZM116 230H114V231H116ZM127 230H128V229H127ZM131 230H132V229H131ZM133 230H132V231H133ZM135 230H136V229H135ZM135 230H134V231H135ZM141 230H142V229H141ZM144 230H145V229H144ZM144 230H142V231H144ZM157 230L153 229V231H156V232H157ZM163 230H161V231H163ZM109 231H110V230H109ZM112 231H113V230H112ZM129 231H130V230H129ZM164 231H165V230H164ZM203 231H205V230H203ZM130 232H131V231H130ZM140 232H141V231H140ZM145 232H146V231H145ZM150 232L152 233V229L150 230ZM56 233H57V232H56ZM125 233H126V232H125ZM135 233H137V232H135ZM151 233H150V234H151ZM154 233H155V232H154ZM158 233H159V232H157V234H158ZM165 233H166V232H165ZM182 233H183V232H182ZM64 234H65V233H64ZM110 234H111V233H110ZM122 234H123V233H122ZM152 234H153V233H152ZM157 234H156V235H157ZM159 234H160V233H159ZM53 235H54V234H53ZM117 235H118V234H117ZM119 235H120V234H119ZM136 235H137V234H136ZM147 235H148V234H147ZM166 235H169V233H168V234L166 233ZM172 235H173V234H172ZM176 235H178V234H176ZM115 236H116V234H115ZM121 236H123V235H121ZM121 236H120L119 238H121ZM153 236H154V235H153ZM153 236H152V237H153ZM207 236H208V235H207ZM221 236H222V235H221ZM152 237H151V238H152ZM166 237H167V239L169 238L168 236H166ZM171 237H172V236H171ZM215 237H216V236H215ZM119 238H118V239H119ZM163 238H164V237H163ZM5 239H6V238H5ZM5 239H4V240H5ZM64 239H65V238H64ZM64 239H63V240H64ZM118 239H117V240H118ZM126 239H127V238H126ZM149 239H150V237H149ZM153 239H154V238H153ZM161 239H162V237H161ZM169 239L171 240L172 238H169ZM169 239H168V240H169ZM174 239H175V238H174ZM176 239H177V238H176ZM215 239H216V238H215ZM2 240H3V239H2ZM6 240H7V239H6ZM12 240H13V239H12ZM16 240H17V239H16ZM72 240H73V239H72ZM137 240H138V239H137ZM156 240H157V239H156ZM156 240H155V241H156ZM159 240H160V239H159ZM170 240H169V241H170ZM218 240H219V239H218ZM7 241H8V240H7ZM7 241H5V242H7ZM157 241H158V240H157ZM160 241H162V240H160ZM164 241H165V240H163V246H164V244H167V243H164ZM166 241H167V240H166ZM173 241H174V240H173ZM3 242H4V241H2V243H3ZM75 242H76V241H75ZM147 242H148V241H147ZM171 242H172V240H171ZM20 243H21V242H20ZM7 244H8V242H7L5 245H7ZM145 244H146V243H145ZM145 244H144V245H145ZM151 244H152V243H151ZM158 244H159V243H158ZM161 244H162V242H161ZM172 244H173V242H172ZM186 244H187V243H186ZM0 245H2V244H0ZM77 245H78V244H77ZM84 245H85V244H84ZM110 245H111V244H110ZM126 245H127V244H126ZM132 245H134V244H132ZM140 245H141V244H140ZM146 245H148V244H146ZM155 245H156V244H155ZM173 245H174V244H173ZM3 246H4V243H3L2 247H0V250L4 249ZM7 246H8V245H7ZM7 246H6V247H7ZM78 246H79V245H78ZM85 246H86V245H85ZM100 246H101V245H100ZM112 246H113V245H112ZM112 246H111V247H112ZM130 246H131V245H130ZM156 246H157V245H156ZM182 246H183V245H182ZM244 246H245V245H244ZM247 246H248V245H247ZM20 247H21V245H20ZM22 247H23V246H22ZM111 247H110V248H111ZM133 247H134V246H133ZM146 247H147V246H146ZM146 247H144V248H146ZM154 247H155V246H154ZM169 247H171V246H169ZM1 248H2V249H1ZM9 248H10V246L8 247V249H9ZM24 248H25V247H24ZM85 248H86V247H85ZM127 248H128V246H127ZM148 248H151V247H148ZM160 248H161V247H160ZM249 248H250V247H249ZM6 249H7V248H6ZM12 249H13V247H11V250H12ZM15 249H16V248H15ZM15 249H14L13 252H16ZM95 249H96V248H95ZM101 249H102V248H101ZM152 249H153V247H152ZM156 249H157V247H156ZM4 250H5V249H4ZM89 250H90V249H89ZM103 250H104V249H103ZM107 250H108V249H107ZM113 250H114V249H113ZM121 250H122V248H121ZM121 250H120V251H121ZM142 250H143V249H142ZM142 250H140V251H142ZM146 250H147V249H146ZM146 250L144 249L143 251H146ZM153 250H154V249H153ZM214 250H215V249H214ZM221 250H222V249H221ZM2 251H3V250H2ZM96 251H97V250H96ZM136 251H137V250H136ZM147 251L149 252V249H148ZM154 251H155V250H154ZM167 251H168V250H167ZM216 251H217V250H216ZM222 251H223V250H222ZM222 251H221V252H222ZM4 252H7V251H4ZM18 252H19V251H18ZM100 252H101V251H100ZM121 252H122V251H121ZM152 252H153V251H152ZM217 252H219V251H217ZM224 252H225V251H224ZM11 253H12V252H11ZM115 253H116V252H115ZM132 253H135V251L132 252ZM136 253H137V252H136ZM143 253H144V252H143ZM150 253H151V252H150ZM154 253H155V252H154ZM157 253H158V252H157ZM12 254H13V253H12ZM18 254H19V253H18ZM18 254H17V255H18ZM125 254H126V253H125ZM158 254H160V253H158ZM158 254H157V255H158ZM177 254H178V253H177ZM177 254H176V255H177ZM229 254H230V253H229ZM9 255H10V254H9ZM9 255H7V256H9ZM15 255H16V253H15ZM113 255H115V254H113ZM131 255H132V254H131ZM137 255H138V254H137ZM148 255H149V254H148ZM153 255H155V254H153ZM157 255H156V256H157ZM167 255L169 256L170 254H167ZM173 255H174V254H173ZM206 255H207V254H206ZM208 255H210V254H208ZM223 255H224V254H223ZM0 256H1V255H0ZM4 256H5V255H4ZM4 256H2V257H4ZM11 256H12V255H11ZM111 256H112V255H111ZM132 256H133V255H132ZM134 256L136 257V255H134ZM134 256H133V257H134ZM138 256H140V255H138ZM138 256H137L136 258H139ZM211 256H213V255H211ZM2 257H0V258H2ZM12 257H13V256H12ZM12 257L9 256L8 258H11V259H12ZM23 257H24V256H23ZM107 257H108V256H107ZM112 257H113V256H112ZM128 257H129V256H128ZM142 257H144V256H142ZM150 257H151V256H150ZM169 257H172V256H169ZM208 257H209V256H208ZM213 257H214V256H213ZM230 257L232 258V256H230ZM4 258H5V257H4ZM20 258H21V257H20ZM104 258H105V257H104ZM115 258H116V257H115ZM147 258H148V257H147ZM163 258H166V257H163ZM184 258L187 259L186 257H184ZM201 258H202V257H201ZM233 258H234V257H233ZM233 258H232V259H233ZM2 259H3V258H2ZM13 259H14V258H13ZM107 259H108V258H107ZM109 259L111 260V258H109ZM109 259H108V260H109ZM119 259H120V258H119ZM121 259H122V258H121ZM140 259H141V256H140ZM148 259H150V258H148ZM148 259H147V260H148ZM155 259H156V258H155ZM173 259H174V258H173ZM176 259H177V258H176ZM182 259H183V258H182ZM7 260H9V259H7ZM17 260H18V259H17ZM108 260H107V262H108ZM158 260H159V259H158ZM196 260H197V259H196ZM204 260H206V259L204 258ZM212 260H213V259H212ZM212 260H211V261H212ZM216 260H217V258H216ZM5 261H6V260H4V262H5ZM10 261H11V260H10ZM13 261H14V260H13ZM13 261H12V262H13ZM118 261H119V260H118ZM126 261H127V260H126ZM139 261H141V260H139ZM150 261H152V260H149L148 263H149ZM6 262L8 263V261H6ZM15 262H16V261H15ZM15 262H14V263H15ZM20 262H21V260H20ZM107 262H106V263H107ZM119 262H120V261H119ZM132 262H133V261H132ZM136 262H137V261H136ZM152 262H153V261H152ZM152 262H151V263H152ZM163 262H165V260H163ZM169 262H170V261H169ZM209 262H210V261H209ZM10 263H11V262H10ZM106 263H105V264H106ZM110 263H112V261H111ZM126 263H127V262H126ZM141 263H142V262H141ZM148 263H147V264H148ZM151 263H150V264H151ZM210 263H211V262H210ZM1 264H2V263H1ZM5 264H6V263H5ZM138 264H139V262H138ZM155 264H156V263H155ZM169 264H170V263H169ZM217 264H218V263H217Z\"/></svg>","mask_w":264,"mask_h":264}]
</instances>
